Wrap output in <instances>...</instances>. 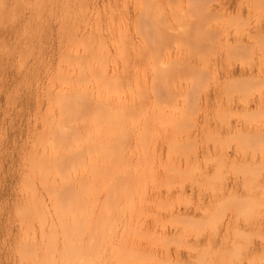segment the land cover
I'll return each instance as SVG.
<instances>
[{
    "label": "rangeland",
    "instance_id": "obj_1",
    "mask_svg": "<svg viewBox=\"0 0 264 264\" xmlns=\"http://www.w3.org/2000/svg\"><path fill=\"white\" fill-rule=\"evenodd\" d=\"M65 1H66V6L68 5L67 8L70 7V8H68L69 11L66 10L67 8L65 7ZM82 1H79V0H21V1L20 0H0V264H73V261L75 259H78V258H74V260H73V256H74V254H73V247L74 246L73 245L76 246L75 243L79 239H81V241L85 240V242L82 241L81 243L80 242L78 243L79 248L81 246L82 247L81 250L84 251V252L81 251L82 253L80 252L82 255L84 253V255H83L84 259H83V257L79 258V260L81 259L80 260L81 262L79 261L80 263H82V261L84 260L83 264H86V261H87V264H89V262H90V264H264V0H183V1L180 0L182 2V4H181L179 1L181 6L179 5V3L177 1L171 0L172 2L174 1L173 3L177 2V5H178L177 9H179L181 7L179 10L182 12L181 14H183V12L188 11L187 12V14L189 13L188 16L190 17V15H191V17H192V18L190 17L188 19V17H186L187 15L185 16L186 18L183 15V17H184V19H183V18H179L177 16L179 18V19L176 18L177 21H179L180 23L184 21V23H181V24H186L185 20L186 21L189 20V22H190L189 23L187 21L186 25H180L181 29L179 28L178 24H177L178 26L175 25L177 23V21L174 18L179 13H176L175 8H174V10L172 9V5H170L172 2L169 5H170V8L175 13L174 17L172 15L169 16L170 14H172V13H170L172 10L168 11L167 6H165L166 3H163L164 1H161V0L159 1V5L161 8V10L159 12L160 8L158 5L159 9L157 8V10L159 13L157 12L156 8H154L155 6L153 4H152V6H154V7L151 8V6H150V4L154 2V0L153 1L151 0L152 2H148L149 0H145V2L147 1L146 3L142 1L143 2L142 4H146L147 7H149L148 9L152 11V15H151V12L149 13L152 18L154 17L153 15H155L154 13H156V15H158L159 18L155 16L156 18H153V20L154 21L158 20L157 22L159 23V19H160L161 23L158 26V24H156L157 22L154 23V21L152 20L151 21L152 25H153V23L155 25V27H153V29L156 28L159 31L161 29L159 34L163 33V35L165 37L162 35L161 36L164 37V39H166V41L170 39L169 40L170 42L167 41L168 44L165 42L167 47L165 46V44H164V46L166 47V49L168 48V51H171V52H168V51L165 52L166 50L164 47L163 48L165 51L161 50V52H158L160 50V48L162 49V45H163V41H162L163 39L161 40V39H159V37L158 38L156 37V39H157L156 41L161 46L160 48H159V46L157 49L154 48V47H156V45H155V41H153V40L148 41V43H146V44L145 43L142 44L141 43L142 39L145 41L144 35L142 34V32L144 34L149 33V32H146L147 30L145 32L143 30H141L142 31L141 32L140 29L143 27L138 26L139 27V29H138L139 33L138 34H140V35H138L139 38L136 37L137 35L135 36V34L137 33V32H135V29H136V31H138L137 28H135V24H136L135 22H137L138 20L136 21V19L133 17L137 16V14L140 11L137 9L136 6H138V8H140L141 4L136 5L134 3V0H130L133 4L131 2H129L128 0H125L126 2L129 3V5L126 2L123 3L124 0L123 1L118 0V4H117V0H115L116 4H114L115 6H113V7H115V8H113L111 6L113 5L114 0H107L109 3L106 0H104V1L103 0H100V1L99 0H90V1L85 0V2L84 1L82 2ZM139 1L135 0L136 3H140ZM168 1H170V0H168ZM168 1H166V2H168ZM78 2H81L80 4H82V5H80V6H82V8L80 10L83 12L84 11L83 9H85L87 12L84 11L83 13H81V11H78V9H79V8L77 9ZM101 2L103 3V5L100 4ZM110 2H111V4H110ZM121 2L123 4H126L125 7L123 6V4ZM157 2L158 1L156 0L155 3L157 4ZM93 3H95V4H93ZM69 4H70V6H69ZM91 4H93L94 7ZM85 5H88V7H91V6L92 7L88 8ZM104 5L105 6L109 5V6L105 7ZM119 5L122 6L123 8L120 7ZM133 5H135V7H133ZM167 5H168V3H167ZM143 7H142V9H143ZM147 7H146V9H147ZM94 8L96 11L93 10ZM100 8H103V9H100ZM109 8L113 10V12H111V13H113V15L109 13L111 11V10L109 11ZM125 8H128V9H126V10H128L127 11L128 13L126 12ZM165 8H167V9L165 10ZM208 8H209V10H208ZM73 9H74V11H73ZM91 9H92V11H91ZM104 9H106L105 10L106 13L108 12L109 15H112V16L110 17L109 15H106ZM114 9H117L116 11L119 10L118 13L119 14L124 13V15H121V17L118 16L119 14ZM135 9H137V10H135ZM162 9L164 10L163 12H161ZM88 10H90L91 13ZM97 10L99 11V13ZM100 10H101V12H100ZM121 10L123 12H121ZM76 11H77V13H76ZM141 11H143V10H141ZM144 11L147 13L146 14V17H147L148 12L146 10H144ZM71 12H73V13H71ZM74 12H75V14H74ZM102 12H103V14H102ZM164 12L166 14L169 12L170 14L168 13L169 15L168 14L166 15ZM125 13H127V14H125ZM135 13H137V14H135ZM143 13L144 12H142V14ZM174 13H173V15H174ZM95 14H97V17L99 16V18H100V20H98V22L96 20L99 18H96V16L94 18V16H92ZM200 14H201V16H200ZM81 15H82V17H80ZM138 15H141V13ZM123 16H124V18H123ZM108 17L110 19L109 22H108ZM113 17L116 19L119 17L120 21L118 19L117 20L114 19ZM160 17H162V19ZM180 17H182V15ZM72 18H75L74 19L75 21H73V23H72V20H73ZM78 18L80 19L79 21H78ZM82 18H83V20H82ZM138 18H139V16H138ZM200 18H201V20H200ZM111 19H114V20H111ZM124 19H127L130 21V22L129 21L126 22V24L129 26H126V24L123 25L124 22H121V21H123ZM180 19L181 20L183 19V21H180ZM93 20L96 21L98 24L95 22L97 24V25H95ZM133 20H134V22H133ZM139 20H140V18H139ZM145 20H148V19L146 18ZM162 20H165L164 24H166L167 26L169 25V29H168L169 31L167 30V28H165L166 31L169 32V34H167L165 31L163 32L164 28H163V30L161 28V26H163ZM170 20H172V21H170ZM174 20L176 23H174V25H173V23L171 24L170 22H174ZM80 21H82L83 24ZM89 21H90V23H88ZM112 21H113V23H111ZM115 21L117 22V24ZM124 21H126V20H124ZM107 22L110 24H108ZM138 22H140V21H138ZM142 22H143V20H142ZM142 22H141V25L143 24ZM65 23H67L66 26H64ZM99 23H100V25H99ZM106 23H107V26L110 27V29L108 27H105ZM120 23H122V24L120 25ZM148 23H149V21H148ZM199 23H200V25H199ZM68 24L71 26V29L74 26L77 27L76 26V24H77L79 27L77 29H80L81 31L79 30L77 32L75 27L73 28L75 31L74 30L72 31ZM89 24H91V26ZM104 24H105V26H104ZM92 25H93V27H92ZM122 25H123L124 29L127 28L128 30L127 31L124 30L122 28ZM143 25H145V24H143ZM152 25H150V27ZM156 25H157V27H156ZM172 25L175 27H173ZM68 26H69V28H68ZM95 26H96V28H94ZM97 26H99L100 28ZM103 26H104V28H103ZM111 26H113V27L111 28ZM115 26L118 28H116ZM131 26L134 27L135 33H133V34L131 33V32H133L132 31L133 28ZM146 26H147V24H146ZM183 26L184 27L188 26V29H186L187 27L184 28ZM66 27L68 28L70 35L67 32ZM82 27H84L86 30L85 29L82 30L83 29ZM119 27H120V30L123 29L125 32H128L130 34L128 36L131 38L130 42L133 41L132 43L129 44L128 43L129 39L127 38L128 40L125 41L126 43L122 42L124 45L125 44L130 45L128 47V50H124L125 52L128 51L130 53V50L134 49L133 51H131L130 55L127 52L128 55L130 56V58L128 57L129 59L126 56H124V54H126V53L122 52V54H121V56L123 55L124 57H126L129 60L128 61L124 58L125 61H128V63L126 62V65L129 64L127 66L124 64L125 61H123V64L125 66L122 63L119 64V62L123 58L119 59V58H121V56H119V58L117 57V49L120 47L119 49L121 50V43L120 42L122 40L121 38L123 37L121 34H123V33L125 34V32L122 30L120 31L121 34L120 33L118 34L117 30L119 29ZM145 27L143 29H146ZM150 27H147V28L150 29ZM164 27H165V25H164ZM172 27H173V29H172ZM194 27H196V29ZM93 28L96 30H99V29H101V30L98 32L95 30L96 31L95 32ZM102 28H103V31L104 30L106 31L105 34H104V32H102ZM106 28L108 29V31ZM113 28L114 29L116 28L117 30L116 29L113 30ZM87 29H90V30H87ZM156 29H154V30H156ZM184 29L187 30L186 33L184 32L185 35L187 34L186 36H184L183 32H181L182 30L184 31ZM151 30H152V28H151ZM151 30H149V31L153 32V30L152 31ZM90 31L94 34H92ZM111 31H113L112 35H114V36H111ZM114 31L115 32L117 31L116 33L118 35H120V37H121L120 41H118L119 39L118 40L116 39V38H119V36L117 37V34ZM65 32H67V34ZM72 32H74L76 34L75 35L76 37H78L80 35L78 37V40H79L78 43L80 46H82V44H80L81 43L80 39H82V37L86 36V34H85L86 32L89 35L87 34L88 36L85 37V39L83 38V40H84L83 42H85L87 44L88 40H86V38H89V36L91 38H93V37L95 38L93 40L94 43H92V45H91L92 46L91 48L93 50V52H90L91 55L88 54L89 52L86 53V51H88L86 48L85 49H83V48L87 47L88 44H89L88 45V47H89L90 42H92V40L90 39L89 40L90 42L88 41L89 43L87 45L84 43L86 46L83 44L84 47H82V48L79 45H78L79 47H77V42H75L76 44L74 42H72L74 40L77 41L76 40L77 38L71 34ZM79 32H81L82 34H80ZM156 32H158V31L157 30L154 31V33H156ZM176 32H178V34ZM199 32L203 35V37L199 34ZM83 33H84V35H83ZM98 33L101 36L100 38L98 37L99 36ZM165 33L167 34V36ZM109 34L111 37L109 36ZM141 34H142V36H141ZM71 35L74 37L72 40H71V38H72ZM106 35H108V36H106ZM125 35L127 36V34H125ZM156 35L158 36L157 33H156ZM169 35H171V36H169ZM195 35H197V36H195ZM198 35H200L201 37ZM68 36H70V37H68ZM147 36L149 38L151 36V34H150V36L147 34ZM152 36H154V34ZM132 37H133V39H132ZM167 37H168V39H167ZM172 37H174V38H172ZM198 37H200L201 39L200 38L198 39ZM66 38L67 39L69 38L70 40L65 41ZM140 38H141V42H140ZM154 38H152V39H154ZM109 39L113 40L115 42V44L113 43L114 45H112V42H113L112 41L111 42L112 46H111L110 45L111 40L109 42L107 41ZM124 39L122 41H124ZM134 39H136V40L134 41ZM173 39H177V40H175L176 46H174L173 45L174 43L172 44V42H171V41L174 42ZM159 40H160L162 45L160 44ZM101 41L104 45H106V48L105 47L102 48L103 50L101 49V43H100ZM146 41H147V38H146ZM67 42H69L70 44H68ZM116 42H118V43H116ZM134 42H139L142 44V46L139 43H137V46H136V43H134ZM71 43L73 45L74 44L76 45V46L75 45L74 46H75V50L76 49L78 50V51L76 50L77 55L81 54V55H83V58H84V56H87V59L86 58L85 59L88 62H85V63L88 64V69L86 68L87 66H85L86 64L83 65L80 63V61L82 62V56L81 55L77 56V55H72L73 53L71 54V51L73 52V50H74L73 49L74 46ZM196 43H197V45H196ZM199 43H201V44H199ZM95 44L99 48V50L96 49L98 53L94 52L95 51V49H94ZM116 44H119V45H116ZM178 44H180V45L178 46ZM202 44H203V47H202ZM68 45L69 46L71 45L70 47L72 48V49L69 48L70 49L69 50L70 55H72L74 57L77 56V57L81 58L80 61H78L79 58H78V60H76V59L75 60L78 61L79 64L78 63L77 64L79 65V67H80V64H81V66L83 65V70H84L83 74L86 76H90V75L92 76V74L94 76V74H95L94 78L92 76V78L88 79L89 83H91V86L94 87V88H91V89H93V91L91 90L92 94L89 93L90 89L87 90V88H90V84L88 83L89 86L86 84L83 85L82 82L83 81L86 82L84 79L82 80V82H80L81 84L78 83L79 85H77V86L82 88L86 85V91L84 94H86L88 92L89 94H86V95H91L90 97L92 99H94L95 94L97 92H99V95H98V93L96 94V95H98L97 96L98 98L96 100L97 103L99 101L98 99H100V98H102V101L100 99L101 104L103 102H105V100H106L105 94L106 93H105V89L104 90H102V89L106 88V86H105V84L102 83V86L104 85L105 87L102 88V86H101L100 88H98L97 86H100V84H98L96 86V82L92 83V82H94V79H96V78L98 79V80L96 79V81H98L97 83H101L100 79L102 76L105 75L104 78H105V81H107L109 79L111 80L112 76L114 78V75L115 76L117 75L118 77H116V78L118 80L120 79L121 83H123V85H122L123 87L120 85L119 86L124 89L126 83L129 86L131 85V87H133L134 90L130 87V89H131L130 93H133L132 92V90H133L134 95H136L137 91H138L134 87V85L136 84L135 83V77L137 78L138 83H139V90L141 89V87L143 88L142 90H144V86H145L144 84L147 83L145 86V89H147L146 90L147 94L146 95L143 94V97L145 96L147 98V100L143 99L142 101H139L142 104L141 103L137 104L138 102H136V100H137L136 97H139V96H132V94L128 93L129 87H128V91H127L126 87H125V90H123L124 92L126 91L125 94L123 93L124 96L126 95L125 97L121 93L122 91L121 92L119 91L120 93L119 92L116 93V95L120 94L119 95L120 98H119V96H117L118 98H116L115 94H114L115 96H113V98H112L111 94H109L110 100H111V98L115 99L116 102L114 100H113V102L117 103V101H118L120 104L114 103L115 105H113V103L111 102L112 100L111 101L107 100L105 102V104L103 103L104 106H106L108 104L107 107H104L103 105L101 107V105L99 103H98L99 106H97L96 101L92 100L91 98H90V101L91 100L92 101L90 102V104L88 102L86 103V105H87V106L85 105L86 109L87 110L89 109L88 110L89 112L92 111L93 112V113L91 112L92 115L94 113H96V110H97L98 119H99V115H100L99 113H101V114L106 113L107 114L106 116L109 117V114H111L112 115V116L110 115L111 118L114 117L113 119H116L115 117H117V118H119V120L117 119V124H116V120H114L115 123L112 124L111 121L113 119L111 120V118H110V120H111L110 121L104 115L105 118L108 120V122L103 120L104 122L101 123L100 122L101 120L99 119L100 120L99 122L102 124V126H100V127H102V131L100 132L101 133V135H100L99 132L95 131L96 126L93 127V125H92V122L94 123V120H96L95 117L97 118V114H95L96 116L94 118L90 116L91 118H93V121H92V120H88V118H90V117H88L89 116L88 114H90V113H84V114L88 115V116H86L82 112V114L84 116H83V118L80 117V120L83 119V120H81L82 122H84L85 120L88 121L87 123L85 121V123H83V124L85 126L87 124L88 125L87 127L89 129L91 128L90 130L86 129L88 132L91 133V136H90V133H88V132L86 134H87V137L89 134L90 139H89V137L85 138L82 135H80V136H82L81 138L86 139L87 145H88L87 150L91 149L92 152L95 150L96 151L94 152L95 154H93L94 156L92 154H90L91 151H89V154L91 155V157H89V155H87L88 152L86 153V148L84 145L85 143L84 144L80 143L81 141L85 142V139L80 138L81 139L79 142L80 145H82V144L84 145V148H82V152H81L82 154L84 152V154H83V156H81L82 154L80 152H77L79 144H77V147H76L75 144L77 142L73 144L72 139H74V137L73 138L71 137V142L69 143V146H71L70 151L72 152V150L76 149L77 151H75V152H77V154H81L80 160H79V158H78V160L80 162H82L83 160L84 161H83V164H81V163H80L81 165L79 164V166H78L79 168H78L77 166H75V165H77V163L75 161L77 159H75L73 161L71 159H74V157H72L71 159L70 158L66 159V161L71 160L70 162H72V163L75 161L76 164L74 163V166L71 168H73V169L75 168V170H77L75 173L76 175H74V176L72 175L73 174L72 169L68 172L67 175H69L71 178H73V177L75 178V177H78L79 173H80V178H82V180H85V181H83L85 184H86V180H87V182H89L91 180L92 183H90V185H89V183H88V185H85V184L82 185L83 183L82 184L79 183L78 186L81 185V187H79V188H81L80 192L83 191L82 187L85 188V186H86V189L87 190L89 189L86 192H89L91 189V191H92L91 194H93V195L91 197V195L89 194V197L87 198L88 193H86V192H83L84 194L81 193L82 197L80 196V198H82V199L84 198V200H86V198H87V200L90 201L87 203L84 202L85 204H88V205H85V207H82V206H84V203L82 202L83 200H81V201L78 200L79 197L76 195V197H78V199H76L78 201V203L77 202L76 203L78 205H80V203L81 204L83 203V205H81L82 211H79L80 209L78 211L83 213L82 214L83 217H84V214H86V216H85V218H83L82 216L78 215L80 213H77L75 211V207L77 208L78 205L74 202L75 201L74 200L72 203L73 204L75 203L76 205L74 206L71 203V206H73V210L75 211L73 219H71L72 217L70 218L71 211L73 212V210H71L72 208L69 209L70 205L68 206L67 202L70 200L69 199V196H71L70 191L72 190V193H73L74 189L72 188L70 190L71 184H69V187L67 186L68 188L65 186L70 191L69 190L67 191V189H65V191H63L64 186L62 188L63 190L60 188V185H63V183L66 184L65 181H67L70 178V177L68 179L65 178V180L60 178V177H63L62 171L64 170L63 168L65 167L64 163H66V161L64 162L63 160L66 158L67 155L64 158H61V159H63L62 161L64 162V163H62V161H61L62 165L57 164L61 159H59V161L57 160V163L54 161H50L51 155L54 157L53 151L56 152L57 154L59 153V155H60V152H61L60 148H63V147H58L57 142L58 143L60 142L59 138L64 139L67 142H69L70 141L69 135H71V134L69 133L67 136L66 135L68 133L67 130L71 131L74 134V132L71 129L67 128L68 125H65L66 122L64 124V120H63V125L66 126L67 130L66 129H65L66 131L63 130L62 126H61L62 128H60V127L59 128L61 129V132L65 131L64 133H66V132L67 133L62 134L59 131L57 134L58 129L55 127V124H56L55 121H57V120L60 121V119H61V118H59L60 116L58 117V115H57V113H58L57 107L59 105L57 106V104H55V103H57V101L55 99H54L55 100L54 104L57 107L55 106V108H54V105L53 104L51 105V103H53V97H51V96H54L57 94L60 98H62V96H64V98H65L64 94H67L69 91H71L70 90L71 85H72V89H73L74 87H76L75 84H77L76 82H74V80L76 81L78 76L74 75L73 73H75V74L77 73L75 71H76V68L78 66H76V64H74V62L71 63V60H70V62H68V63L73 64L76 67L72 66L73 73L70 72L71 71V69H70L71 65L68 66L67 70H65L66 69L65 64H67L66 58L70 57V59H72V57L70 55H68L69 53H66L65 58L63 57V56H65V55H63V53H65V51L68 49V48L66 49V46H68ZM131 45H133L135 47L131 48ZM168 45H171V47H168ZM146 46H148L147 48H150L151 51H153L152 49L154 48L155 53L157 51V55H158V53H159V55H161V53L162 54L164 53V55L161 56L162 59H160V56H158L159 57L158 58L155 55V53L153 52L155 57H157L154 59L162 61V62L159 61L160 64H159V62L156 61L158 63V66L159 65L164 66V64H165L164 68H167V69H164V70L155 69L154 67H157V66H154V65H153V68L151 66L147 67V65L153 64L152 63L153 61L152 60L149 61V59H148V58L151 59V57L153 59L154 56L151 54H150L151 57L149 56L148 58H145L143 56L144 62L145 61L148 62V63L146 62L147 63L146 66L144 65L146 63H143L141 61L142 58H141V60L139 59L140 61L138 60V57H139L138 53L139 52L143 53V52H141L140 49H142V47H144L143 49L146 50ZM180 46H181V48H180ZM185 46H187V47H185ZM197 46L200 47L199 48L200 51L196 50V49H198ZM123 47H125V46H123ZM136 47H138V49L140 50L139 52L136 49ZM195 47H196V49H195ZM125 48H127V47H125ZM100 49L102 51H100ZM105 49H107L109 51V55L108 54H107L108 56L106 55L108 59H106V57H102V56H105L104 54L107 53V50L105 51ZM109 49L111 50L112 53L110 52ZM123 49L124 48H122V50ZM187 49H189V50H187ZM82 50L83 51L86 50V51H84V53H86V54H84ZM120 50H118V51H120ZM113 51L115 54L113 53ZM134 51L138 52V53H136L137 54L136 57L134 56V55H136ZM151 51H148L147 53H149ZM197 51H199L200 54H198L199 52H197ZM103 52H104V54H103ZM93 53H96L95 55H97L98 57L95 56ZM168 53H170L169 57L165 58L168 56V55H166ZM194 53H195V55H194ZM113 54L115 56H112ZM175 54H176V56H178V58L175 56ZM186 54H188L189 56L191 55L193 58L189 57V60H190L189 61L186 58V57H188V56H186ZM67 55H68V57H67ZM92 55L95 58L97 57L96 61L94 60ZM144 55L145 56L147 55L146 51L144 52ZM91 57L94 60V63L96 62L95 65H94ZM101 57L103 58V62H102V59H99ZM115 57H117V58H115ZM140 57H142L141 54H140ZM172 57H174V58L176 57V60ZM131 58H134L133 61L134 60L135 61L133 62ZM179 58H182L181 59L182 63H181V60H179ZM183 58L185 60H187L190 64L187 61H185ZM60 59H63L64 62L66 61L65 64L63 63V60H61V62L63 63V65H62V63L60 62ZM112 59H113V61L116 59L115 60L116 62L111 61ZM166 59L170 60V61L167 60L169 63H167ZM98 60L100 61V65L102 64L105 73H104V71H102V67H99ZM164 60L166 61V63ZM192 60H193V63H192ZM117 61H119V62L117 63ZM131 61H132L133 65H132ZM163 61H164V63H163ZM83 62H84V59H83ZM90 62L93 65H91ZM106 62H107L108 67L106 65ZM111 62L116 65V67L114 66V68H116V69H113L114 64H112ZM141 62L144 65V68L142 69V70H144V72L142 70H140V68H142L143 66L139 67V66H141V64H140ZM60 63H61V65H60ZM103 63H104V65H103ZM130 63H131V65H130ZM161 63H163V64H161ZM96 64H98V66ZM171 64H173L174 66H172ZM182 64H183V66L184 65L185 66L183 67ZM90 65H91V67L93 66V68H94V66H96V67H98V69H96V67L93 69L90 67ZM119 65L120 66L123 65L122 66L123 71L120 70L121 68ZM134 65H135V67H134ZM167 65L168 66L170 65V66L166 67ZM190 65L191 66L193 65V67H191ZM62 66H63V69H62ZM118 66H119V68H118ZM130 66L132 69L134 68V72H133L134 77H133V73H132L133 70L132 69H131L132 71L131 72L129 71L128 73H131L130 77H132L134 79H131L130 77H128L131 80H127L126 78H124V74H121V73L122 72L126 73L127 71L124 72L126 70V68H124V67H127L128 69H130L129 68ZM163 66H162V68H163ZM138 67H139V69H138ZM145 67H147V69ZM180 67L181 68L183 67V69H182L183 71L185 68V72L180 70L181 69ZM188 67H189V69H188ZM81 68L82 67H80V69ZM84 68H86V70L91 71V74L88 75L89 73L87 74V71H85ZM57 69L58 70L60 69L59 74L61 75V73H62L61 76H63V73H64L63 70L67 71L66 76H63L66 78L68 77L69 73H71V76L69 75L70 76L69 80H68V78L63 80L64 79L63 77L59 78V79H62L64 81L63 85L61 86V89H60V91L62 90V88H64V90L66 89V91H64L65 93L62 91V93H64V94H62L59 91V89L57 88V86L59 87L60 85H58L57 83L55 84V82H57L56 77L58 75L57 76H54V75L57 74L56 73ZM68 69H69V71H68ZM110 69L111 70L113 69V70L111 71ZM148 69H149V71H148ZM191 69H193V70L190 71ZM194 69L196 71H194ZM168 70L170 71V73L168 72ZM188 70L191 72V74H188V73H190ZM92 71H96V72L93 73ZM97 71H99V73ZM100 71L102 72L101 75H100V73H101ZM114 71H116V72H114ZM136 71H138V72H136ZM140 71H142L143 73L141 74ZM151 71H153V73ZM164 71L166 73H168L169 76L170 75L175 76V78L174 77H172V79L170 78V81L175 79L174 81L176 82V87H175V84H171V83L167 82L169 80L167 78L168 75L166 77V75H165L166 73ZM85 72H86V74H85ZM112 72H113V74H111V76H109L110 73H112ZM135 72H136V75L138 77L135 76ZM147 72H149V73L146 74ZM154 72L159 75L157 78H155L158 80V83L156 82L157 85L158 84L160 85L161 83H159V82H162L163 80L165 82L166 87H164L165 86L164 83H163L164 86L163 85H160V86H162V88H161L162 90L166 89L167 92L163 91L162 93L166 92L164 94L168 95L169 94L168 92L171 91V95L169 94L170 98L169 99L167 98L168 100L164 99L167 96H165L161 93H160V96H159V94L157 95L158 97L155 96V94H157L160 91L159 90L160 86L158 87L156 85L159 88L158 89L159 91H156L157 89L150 86L151 82L150 83L148 82L152 78L151 75L152 74L154 75ZM176 72H178V73L180 72L179 76H177L178 73H176ZM103 73H104V75H103ZM192 73H193V75H192ZM72 74L74 75V79H72L73 81L71 80V78H73ZM119 74L122 75L121 76L122 78L120 77ZM139 74H141V75H139ZM143 74L146 75V77H143L144 76ZM149 74H151V75H149ZM157 74H155V75H157ZM180 74H182V75H180ZM184 74H185V76H184ZM64 75H65V73H64ZM79 75H82V74H79ZM96 75H98V77ZM106 76L109 77V78L107 77L108 78L107 80H106ZM125 76L126 77L129 76V74L128 75L126 74ZM176 76H177V78H176ZM140 77H142V79ZM179 77L181 78L180 80H179ZM104 78H102V79H104ZM143 78L146 80L144 81ZM147 78L148 79L150 78V79L148 80ZM189 78H190V80H189ZM182 79L184 82H182ZM184 79H186V80H184ZM70 80L73 82V84ZM78 80H80V79L78 78ZM86 80H87V77H86ZM140 80L141 81L143 80V82H141ZM157 80H155V81H157ZM58 81H60V80H58ZM65 81H66V83H65ZM174 81H172V82L174 83ZM61 82L62 81H60L59 84ZM69 82H71V85ZM131 82H132V84H131ZM117 83H120V81L116 82V84ZM109 84L110 83H108V85ZM111 84H112V82H111ZM141 84L143 86H141ZM167 84L170 85V88H169V85H167ZM64 85H67V86L65 87ZM136 85H138V84H136ZM171 85L172 86L174 85L173 90H172ZM148 86L152 90L155 89L154 91H156V92H155V94H153V96L151 95L153 92L152 90H151L152 92H148ZM95 87H97V89ZM78 88L76 90L75 89L74 90L78 91L80 93L81 90H78ZM55 89L56 90L58 89L57 91L59 93H61L62 96H60ZM94 89H96V90H94ZM110 89H111V87H110ZM110 89H109V91H110ZM82 90H85V87L82 88ZM142 90H140V92H142ZM106 91H107V89H106ZM112 91H114V90H112ZM146 91L144 93H146ZM149 91H150V89H149ZM174 91H176L175 92L176 95L175 94L174 95L177 96L175 98L173 97ZM83 92L84 91H82L80 93V94H82L80 96L81 98L84 95ZM101 92L104 94H102ZM69 93H71V92H69ZM100 93L102 94V96ZM127 93L130 94L131 96H129ZM142 93H140V94H142ZM73 94H75V93H73ZM78 94L77 93L75 94V96H76L75 98H77ZM67 95H69V94H67ZM109 95H108V97H109ZM71 96L69 95L68 97L71 98ZM128 96H129V98H128ZM154 96L157 99L156 98L153 99L152 97H154ZM68 97L66 96V100L68 99ZM72 97H74V96H72ZM84 97H86V96H84ZM84 97H83V99H85ZM103 97L105 100L103 99ZM161 97H163V98H161ZM86 98H87L86 101H89L88 100L89 97H86ZM148 98L150 100H148ZM172 98H174L176 100H174ZM49 99H51L52 101H50ZM116 99H118V100H116ZM126 99H127V103H129L131 100H133L137 106L138 105L139 106L142 105V106L137 107V106H135V103L133 105V103H131V102H130V105L129 104L127 105L125 102ZM68 100H70V99H68ZM74 100L72 99V103ZM123 100H124V102H123ZM165 100H166V102H165ZM80 101H82V100H80ZM80 101H78V102H80ZM156 101H158V102L163 101V102L162 103L159 102L157 104ZM84 102L82 101V103H84ZM110 102L116 108L115 111H114V107L112 108L113 109L112 113H111V107L112 106L110 105ZM144 102H145V104H144ZM48 103H50V105ZM70 103L68 102V105ZM82 103H81V105H83ZM121 103L122 104L124 103V106H122ZM118 104L121 105V106H119V109H117V107H116V105H118ZM125 104H126V107L128 106L126 109H125ZM63 105L67 106V103L66 104L63 103ZM131 105L134 106L135 110L133 109V111H136L138 108V110L136 111L137 113L136 112L134 113L131 111L132 110L131 108H133V107H131ZM163 105L165 106V108L163 107ZM169 105H171V106H169ZM147 106H148V108H147ZM47 107H48V109H47ZM49 107L52 108L53 111L49 110L50 109ZM69 107H70V105H69ZM72 107L73 106L71 104L70 109ZM75 107H76V109H79L82 106L79 107V105H78V108H77V106H75ZM83 107H82V110L85 109ZM99 107H101V109ZM171 107H172V109H170ZM96 108H99L100 110H102V112ZM102 108H104V109L106 108L105 111ZM120 108L122 110H120ZM173 108L176 110V112ZM61 109H62V107H61ZM64 109L65 108H63L62 110H64ZM70 109H69V113H70ZM107 109H109L108 112H106ZM128 109L129 110L131 109L130 110L131 113L128 112L129 114H127ZM48 110L51 111L50 114H48V112H49ZM79 110H80V112L82 111L81 109H79ZM87 110H85V111H87ZM94 110H95V112H94ZM123 110L125 112H123V114L122 113L120 114L119 111H123ZM142 110H144V111H142ZM157 110L159 113H160V111L161 112L163 111L160 114L164 113L162 115V117H164V116L165 117L164 118L159 117V115H158L159 113L157 112ZM78 111L76 112L77 114L79 113ZM116 111H118V112H116ZM139 111L142 113H140ZM149 111H150V113H149ZM171 111H172L173 115H170ZM60 112L58 114H60ZM71 112H74V110ZM169 112H170V114H169ZM113 113L117 116L113 115ZM167 113L169 114V117H167L168 116ZM46 114H47V116H46ZM63 114L65 116L69 115V114H65V113H63ZM75 114H73V115H75ZM52 115H53V117L51 118ZM73 115H72V117H73ZM80 115H81V113H80ZM152 115L153 116L156 115V116L153 117ZM77 116L75 115L76 119H77ZM125 116L128 118L126 119ZM174 116H176V117H174ZM56 117L59 119H56ZM68 117L71 120V115H69ZM75 117H73V120H75V122H72V120H71L70 124L68 121H67L68 122L67 124H69V126L71 125V127L73 128L74 124L77 123V124H79V126H77V124L75 126L78 129L83 124L81 122L79 123L76 119H74ZM86 117H88V118H86ZM166 117L169 119H170V117H172L171 119L174 118L173 120L176 119V121L178 123H175L176 121L174 122V124H175L174 128H172L174 125L171 122L172 120L170 119L171 120L170 121L168 119H165ZM49 118H51V119H49ZM78 118H79V116H78ZM101 118H102V116H101ZM138 118H140V119H138ZM153 118H155L156 120L155 119L153 120ZM122 119H123V122L125 121L124 123L122 121L120 122V120H122ZM143 119H144V122H143ZM47 120H49V121L51 120V122L49 123V126H48ZM126 120H128V121L126 122ZM167 120H168V122H167ZM90 121H92V122H90ZM169 121L171 122V124ZM61 122H62V120H61ZM118 122H119V124H118ZM108 123H111V125L114 126L113 130L110 127L111 128L110 131H114L113 135H114V137L116 136V139L114 138L113 141L110 140L111 143L113 142L114 144L113 143L111 144L110 141H108L106 139L107 142H105V143H107V145H108V146H106V145H103L104 141H106L105 138H107L108 136H111L113 138L112 134H110L109 127L107 125ZM158 123H159V126L163 127V128L159 129L160 127L158 126ZM248 123H249V125H248ZM59 124H60V122H59ZM96 124H97V122H96ZM101 124H99V125H101ZM115 124L117 127L115 126ZM120 124H121V127H120ZM124 124L126 126H123ZM131 124H132V126H131ZM52 125L55 127L56 130L53 129L54 127ZM170 125H171V127H170ZM56 126H58V125L56 124ZM152 126H154L153 127L154 130L152 129ZM46 127H47V129H46ZM76 127H75V129H76ZM124 127H126L127 129ZM135 127H136V129H135ZM117 128H118V130H117ZM176 128H178V129H176ZM180 128L182 129L181 131H183L182 134L180 132ZM92 129H93V132H92ZM98 129H99V127H98ZM121 129H122V134H124V132L126 131L124 135L119 134L121 132ZM128 129H129V131H128ZM163 129H165L164 130L165 132H163ZM171 129H172V131H171ZM50 130H55L56 132L52 131L53 133L55 132L54 134H52V132ZM78 130H80L78 134L82 133V129L79 128ZM78 130H76V131H78ZM103 131H105V132H103ZM178 131L180 134L178 133ZM129 132H130V134H129ZM155 132L157 133V135ZM172 132H174L173 135H172ZM45 133H47V134L45 135ZM102 133L106 134V135H104V137H105L104 141H103V139H101L102 141L100 140L101 141L100 142L99 139L103 136ZM43 134H44V136H43ZM86 134H85V136H86ZM92 134H93V136H92ZM96 134L99 137V139L95 138V137H97ZM163 134H164V136H163ZM117 135H122V136H117ZM125 135H126V137H125ZM158 135L160 136L159 139H158V137H159ZM45 136H46V139H45ZM76 136H77V134H76ZM79 137H77V139ZM128 137H130L131 140ZM124 138H125V143L123 141H120V140H123ZM169 138L172 141V143L169 140ZM191 138H192V140H191ZM43 139H44V141H42ZM51 139H53V140H51ZM95 139H98L97 143L95 142V141H97ZM185 139H187V140H185ZM46 140L48 142H50V140H51L52 145L50 143H48ZM162 140H163V142H162ZM179 140H181V141H179ZM141 141H143V142H141ZM169 141H170V143H169ZM44 142H45V144H44ZM61 142H63V141L61 140ZM61 142L59 144H63ZM67 142L64 143L65 146H66ZM94 142L97 145H95ZM108 142L110 143V145ZM126 142H127V144H126ZM64 144L62 146H64ZM117 144H120L117 146L118 148H116V146H115V148L112 147V145L114 146ZM67 145H68V143H67ZM126 145H128V146H126ZM167 145H169V146H167ZM94 146H96V148ZM98 146L100 148L104 146L105 150H107L106 149L107 147H108V149L110 147L109 150L112 153L111 156L109 155L110 152L107 153L108 150L106 151V153L104 152L105 155L103 152L100 153V148ZM122 146L125 148H123ZM166 146L169 147L168 149H171L170 151L174 155L169 152V150L167 149ZM174 146H175V149H174ZM50 147H51V149H50ZM79 147H81V146H79ZM97 147H98V149H97ZM104 147L102 149H104ZM65 148L68 149V146ZM73 148H75V149H73ZM94 148H95V150H94ZM111 149H113V151L115 149V151L113 152ZM116 149L117 150L119 149V151H121V152L123 151L122 152L123 154H121V152H119V151L117 153ZM61 150H63V149H61ZM68 150H65V151H68ZM105 150H103V151H105ZM97 151L101 155H98ZM48 152H49V154H48ZM64 152L62 151V154H63V155L61 154L62 157L64 156ZM71 152H69V153L71 154ZM174 152H176V153H174ZM115 153H116V156H117V154H119L118 157H116V156L114 157ZM167 153H169V156H167L168 155ZM46 155H47V157H46ZM75 155H76V153L74 154V156ZM48 156H49V158H48ZM70 156H68V157H70ZM107 156H109V157H107ZM124 157L126 159H123ZM131 157H133V158H131ZM47 158H48V160H46ZM57 158H58V156L56 158H53V160L54 159L56 160ZM96 158H98V159H96ZM108 158H110V159H108ZM88 159L93 160L92 162H94V161L96 162L97 166H93L94 170L96 167L97 171L100 169V171L102 172V173L100 171L97 172L95 170L92 173V174L97 175V176H95V178H97L98 181L96 179H95L96 181L94 179H89L90 176L93 177L94 175H92L90 173L91 171H87L88 170L87 165L89 163H92L91 161L88 162ZM166 159H168V160H166ZM104 160H107V161L109 160L108 161L109 163H107V161H104ZM129 160H130V162H129ZM170 160H171V162H170ZM85 161H87V162L85 163ZM126 161L128 163L125 164ZM47 162H49V163H47ZM52 162L56 163V165H55L56 167H57V165H58V167L63 166L62 171H61V167H60V169L54 167V169H55L54 174H56L55 173L56 170H57V172L59 170L61 172H59V174L57 173V175H59V176L52 175V176H54L53 178H52V176H50L51 173H53V171H52L53 168L52 169L50 168L51 173L49 171V168H47V166L48 167L52 166V164H53ZM105 163H106V166H104ZM68 164H69V162H68ZM107 164L109 165L108 167H107ZM71 165H73V164H71ZM84 165H86V166H84ZM92 165H90V166H92ZM126 165H128V167ZM69 166H70V164L68 165V167L66 169H69ZM81 166H84V168L82 169ZM113 166H115V167H113ZM171 166L173 168H171ZM103 167H104L105 171H104ZM118 167L122 168V170L120 171V168H118ZM111 168H112V170H111ZM124 168H127L128 171H126ZM106 169L108 170V172L106 171ZM117 169L119 170V174H118ZM123 169L126 172H124ZM78 170L82 171V173L80 171L78 172ZM85 170H86V172H85ZM103 171L105 172V177H104ZM113 171H115V172H113ZM171 171H172V173H171ZM134 172H135V175H134ZM87 173H89V175ZM98 173H100V174H98ZM127 173H129V174H127ZM63 174H64V176H66L65 173H63ZM107 174H108V176H106ZM150 174H151V176H150ZM152 174H153V177H152ZM172 174H173L174 178H173ZM86 175L88 177H86ZM135 176L136 177L138 176V177L135 178ZM166 176L168 178H166ZM171 176H172V178H171ZM57 177L60 178L61 182L63 180L62 184H60L61 183L60 181L58 182ZM106 177H107V179H106ZM150 177H151V179H154V180L148 179ZM126 178H128V179H126ZM129 178H130V180H129ZM140 178H141V180H140ZM51 179H53V180H51ZM77 179H79V177L74 179L76 181V182L74 181L75 184L78 182ZM105 179H106V182L104 181ZM160 179L163 181V183H162V181L161 182L159 181ZM166 179H167V181H166ZM44 180L46 181V184L45 183L43 184ZM124 180H125V182H124ZM133 180H134V183H133ZM168 180H170L169 183L172 185V186L171 185L169 186V187H171V188H169V190H168V186H165L166 183H167L166 185H169ZM50 181L51 182L55 181L56 182V183L54 182L55 187L57 184V187L59 186L61 191L66 193L65 194L63 192H60V193H63V195H62L63 199L59 198L60 200H63V201H61V204L64 202H65V204L64 205L58 204L59 209H57V212H59V218H60L58 220H60L62 222V224L63 223L65 224L64 219H66L67 225L69 226V224H71L70 219L75 220L74 219V217L76 216L75 214H77L76 219L78 218V216L83 218V221H81V222H83V224L81 225L82 227L78 226L81 223L80 224L77 223L78 224L77 226H78V228L81 227L83 230H85V231H80V232H84V234L81 233V235H83V236H81V238H79L80 236L79 237L75 236L77 234L75 232L76 234L73 235V236H75L73 238L77 239V240L74 242L71 240V239H73V238H71L72 234H73V232L71 230L74 231V228H76V226L74 228L71 227V229H68L66 227V230L68 229V232H67V231L63 230V226L61 224L60 225L62 226V228H60L61 230H59L58 226H56L57 223H55V221H53V220H55L56 215H57L56 214L57 212L55 211L56 208H54L56 215L54 216V213L52 214V211H53L52 210V208H53L52 204H54L53 203L54 197H55L56 201H58L59 199H57V198L59 196L61 197V195L58 196L57 193H58V190H60V189L57 187L55 188L53 183H52L53 184L52 187L55 188V191L58 189L56 191L57 192L56 195L58 197L56 198L54 193L51 192V191L54 192V189L52 187H50L51 184L49 186ZM68 181H67V183L70 182V181L69 182ZM107 181H109V182H107ZM79 182H81V181H79ZM93 182L95 185L94 188H96L97 191L96 190L93 191L94 188L92 189V188L87 187V186H93ZM101 182H103V184H105V185H102ZM144 182H146V183H144ZM159 182L161 183V185ZM71 183H72V181H71ZM99 183L101 184L100 187H99ZM73 184H72V186H73ZM75 184H74V188H76ZM113 184H114V186L111 187ZM119 184H120V186H119ZM43 185H44V187H43ZM107 185H110V186H107ZM123 185H125V188L123 187ZM132 185H134V186H132ZM103 186L104 187L106 186V187L104 188ZM42 187L45 189H43ZM114 187H115V189L113 190ZM121 187H123V188H121ZM49 188H50V190H48ZM108 188L109 189L112 188V189L109 190ZM128 188H129V191H127ZM86 189H84V191ZM123 189L125 192L120 193V191H123ZM99 190H100V192H98ZM144 190L146 191V193ZM77 191H79V190H77ZM67 192L70 194L69 196H67L68 200H66ZM50 193H52L53 196ZM110 193H111V195H109ZM124 193H126V194H124ZM63 196H65V197H63ZM73 197H75V196H73ZM106 197H107V199H106ZM70 198L72 200V197H70ZM73 199H75V198H73ZM92 199H94L93 203H91ZM108 200H109V202H108ZM103 201H104V203H103ZM89 203L92 206L91 208H90ZM102 203H103V206H101ZM56 204H57V202H55V205ZM87 207L89 210H87ZM92 209H94V210L92 211ZM83 210H85L86 212L88 211L87 212L88 214L86 212L84 213ZM91 213L93 216L91 215ZM72 215L73 214H71V216ZM88 215L90 217L92 216L91 218H89V221L94 223L93 225H92V223L90 224V222H88L90 225H88L86 223V221H87L86 217L88 218L89 217ZM80 219H78V220H80ZM94 219L97 221H95ZM50 221H53L52 223H54V224H52ZM59 222H58V225H59ZM75 222H73V223H75ZM95 222H97V224ZM84 225H86V226L84 227ZM87 226H88V228H87ZM90 226H92V227H90ZM64 227H65V225H64ZM95 227H97V228H95ZM86 228H87L88 232H89V230H91L93 232L92 233L90 231V234L92 233L94 235V231H96L95 232L96 234L94 236L91 234V236H92L91 237L89 235V233L86 231ZM93 228H95V229H93ZM52 229H56L57 239L56 238L54 239L52 236L51 237L52 239L50 238L52 241H50L49 237L51 236L50 232ZM57 230H58V232H57ZM77 232H78V230H77ZM86 234L88 236H90V238H86L87 237ZM86 239H87V241H86ZM89 239H93V241H91ZM90 242H92V243H90ZM86 243L88 246H86ZM78 244H77V246H78ZM89 245L91 248H89V250H88ZM79 248H77V249L79 250ZM75 249H76V247H75ZM84 249H86V250H84ZM85 252L88 254H86ZM85 255H87V258ZM76 257H78L77 254H76ZM77 261L78 260L74 261V264ZM76 264H78V263H76Z\"/></svg>",
    "mask_w": 264,
    "mask_h": 264
},
{
    "label": "bare ground",
    "instance_id": "obj_2",
    "mask_svg": "<svg viewBox=\"0 0 264 264\" xmlns=\"http://www.w3.org/2000/svg\"><path fill=\"white\" fill-rule=\"evenodd\" d=\"M20 1H21V0H20ZM79 1H82V0H79ZM83 1L85 2V0H83ZM83 1H82V2H83ZM89 1H90V0H89ZM99 1H100V0H99ZM103 1H104V0H103ZM106 1H107V0H106ZM122 1H123V0H122ZM128 1L131 2L130 0H128ZM138 1H139V0H138ZM142 1L145 2V0H140V1H139L140 3H136L135 0H134V3H135L136 5H140V4H141V5H140V6H141L140 8H138V6H136L137 9L140 10L139 13H138L137 11H136V12H137L138 14L141 13V15H142V16H141V15H138L137 13H135V14H137V16H135V17H133V18H135L136 21H137V20L140 21V22H138V21L135 22V23L137 24V25L135 24V28H137V30H138L139 27H143V28H144V27L146 26V24H147V26L145 27L146 29L141 28L140 31L143 30V31L145 32V31L147 30L146 32H149V33L151 34V36H150L149 33H147V34L150 36V37L148 38L147 34H146V33L144 34V33L141 31L142 34L144 35V39H145V41L142 39V42H141V38H140V42H141L142 44H143V43L146 44V43H148V41L153 40V41H155V45H156V47H154V48L157 49L158 46H159V48L161 47V46L159 45V43L156 41V40H157L156 37H157V38L159 37V39H161V40L163 39V40H162V41H163V45L161 44V42H160V40H159L160 44L162 45V49L160 48V50H159L158 52H161V50H163V51L166 50L165 52H167V51H168V48L166 49V47H167L166 43L168 44V42H170V41H169L170 39L167 40V41H168V42H167L166 39H164L165 36L163 35V33L161 32L162 34H159L160 31H161V29H160V31H159L158 29L154 28V29H156V30L158 31V32H156V33L158 34V36L156 35V33H154V31H156V30L153 29V27H155L154 23L157 22L158 20L155 19L156 21H154L153 18L158 17V15H156V13H154L155 15H153L154 17L152 18V17H151V15H152V11L148 9L149 7H147L146 4H142V3H143ZM152 1H153V0H152ZM152 1L149 0L148 2H152ZM157 1H158L157 4L155 3L156 0H154V2L151 3V4L149 3L150 6H151V8L155 6L154 8H156V10H157L158 5H159V1H160V0H157ZM161 1H164L163 3H166L165 6H167L168 11H171L172 9L174 10V8H175L176 13H179V14H177L176 16H175V13L173 12V10L170 12V13H172V14H170V13L168 12V13L170 14V15H169V14L167 13L169 16H171V15H172L173 17L175 16V18H174L175 20H176V18H178V17L184 19V17H185L186 15H187L186 17H188V19L191 17V15H190V17L188 16V14H189V13L187 14L188 11H187V12H183V14H181L182 12L179 11L181 7H180L179 9H177V6H178V5H177V2L179 3L180 0H175V1H177V2H175V3H173L174 1L172 2L171 0H170V1L166 0V1H168V2H166L165 0H161ZM182 1H183V0H182ZM86 2H87V1H86ZM96 2H97V1H96ZM107 2H108V1H107ZM112 2H113V1H112ZM124 2H126V1L124 0L123 3H124ZM146 2H147V1H146ZM146 2H145V3H146ZM171 2H172L173 4H172ZM80 3H81V2H78V7H77V9L79 8L78 11H81L80 9L82 8V6H80V5H82V4H80ZM88 3H89V2H88ZM108 3H109V2H108ZM108 3H107V4H108ZM121 3H122V2H121ZM123 3H122V4H123ZM126 3H128V2H126ZM131 3H132V2H131ZM131 3H130V4H131ZM163 3H162V4H163ZM167 3H168V5H167ZM170 3H171V4H170ZM180 3L182 4L181 1H180ZM180 3H179V5L181 6ZM72 4H73V3H72ZM93 4H95V3H93ZM93 4H91V5L93 6ZM98 4H99V3H98ZM100 4L103 5L102 2H101ZM110 4H111V2H110ZM114 4H116V1H115V0H114L113 5H112V6L110 5V6L113 7V6H115ZM117 4H118V0H117ZM132 4H133V3H132ZM152 4H153L154 6H152ZM169 4L172 5V9L170 8V5H169ZM102 5H101V6H102ZM125 5H126V4H123L124 7H125ZM128 5H129V3H128ZM145 5H146V6H145ZM67 6H68V5H67ZM67 6H66V1H65V7L67 8ZM69 6H70V4H69ZM79 6H80V7H79ZM83 6H84V5H83ZM85 6L88 7V5H85ZM92 6H91V7H92ZM96 6H97V5H96ZM104 6H105V5H104ZM104 6H103V7H104ZM108 6H109V5H107V6H105V7H108ZM119 6H120V5H119ZM119 6H118V7H119ZM143 6H144V7H143ZM148 6H149V5H148ZM71 7H72V6H71ZM91 7H88V8H91ZM93 7H94V6H93ZM98 7H99V6H98ZM98 7H97V8H98ZM111 7H110V8H111ZM120 7H122V6H120ZM133 7H135V5H133ZM142 7H143V9H142ZM146 7H147V9H146ZM68 8H70V7H68ZM68 8H67L66 10L69 11ZM88 8H87V9H88ZM110 8H109V11H110V10H111V11H110L109 13L113 15V13H111V12H113V10L110 9ZM113 8H115V7H113ZM116 8H117V7H116ZM122 8H123V7H122ZM159 8H160V5H159ZM159 8H158V9H159ZM167 8H165V10H166ZM100 9H103V8H100ZM126 9H128V8H125V10H126ZM137 9H135V10H137ZM183 9H184V8H183ZM205 9H206V8H205ZM70 10H71V9H70ZM83 10L86 11L85 9H83ZM93 10H95V8H94ZM105 10H106V9H104V11H105ZM114 10L116 11L117 9H114ZM122 10H123V9H122ZM122 10H121V12H123ZM141 10H143V11H141ZM144 10H146V11L148 12V16H147V17H146V14H147V13H146ZM148 10H149V11H148ZM152 10H153V9H152ZM156 10H155V11H156ZM160 10H161V8L159 9V12H160ZM177 10H178L179 12H178ZM186 10H187V9H186ZM186 10H185V11H186ZM206 10H207V9H206ZM208 10H209V8H208ZM64 11H65V10H64ZM73 11H74V9H73ZM84 11H83V12H84ZM88 11L91 13L92 9H91V11H90V10H88ZM95 11H96V10H95ZM97 11H98V10H97ZM102 11H103V10H102ZM118 11H119V10H118ZM118 11H116V12L118 13ZM127 11H128V10H126V12H127ZM163 11H164V10L162 9L161 12H163ZM83 12L81 11V13H83ZM86 12H87V11H86ZM100 12H101V10H100ZM142 12H144L145 14H144V13L142 14ZM150 12H151V15L149 14ZM157 12H158V10H157ZM159 12H158V13H159ZM202 12H203V11H202ZM211 12H212V11H211ZM71 13H73V12H71ZM76 13H77V11H76ZM90 13H89V14H90ZM98 13H99V11H98ZM105 13H106V11H105ZM107 13H108V12H107ZM107 13H106V15H109V13H108V14H107ZM127 13H128V12H127ZM127 13H125V14H127ZM164 13H165V12H164ZM173 13H174V15H173ZM185 13H186V14H185ZM206 13H207V12H206ZM208 13H209V12H208ZM74 14H75V12H74ZM93 14H94V13H93ZM100 14H101V13H100ZM102 14H103V12H102ZM118 14H119V13H118ZM165 14H166V13H165ZM167 14H166V15H167ZM71 15H72V14H71ZM112 15H109V16L111 17ZM115 15H116V14H115ZM121 15H124V13H123V14H119L118 16L121 17ZM160 15H161V14H160ZM181 15H182V17H180ZM183 15H184V17H183ZM205 15H206V14H205ZM65 16H66V15H65ZM67 16H68V15H67ZM76 16H77V15H76ZM92 16H94V18H95V16H96V18H99V16L97 17V14L92 15ZM116 16H117V15H116ZM127 16H128V15H127ZM138 16H139L140 20H139ZM155 16H156V17H155ZM161 16H162V15H161ZM177 16H178V17H177ZM200 16H201V14H200ZM209 16H210V15H209ZM72 17H73V16H72ZM80 17H82V15H81ZM101 17H102V16H101ZM104 17H105V16H104ZM104 17H103V18H104ZM125 17H126V16H125ZM162 17H163V16H162ZM162 17H160V18L162 19ZM173 17H172V18H173ZM186 17H185V18H186ZM68 18H69V17H68ZM68 18H67V19H68ZM86 18H87V17H86ZM113 18H114V17H113ZM123 18H124V16H123ZM143 18H144V19H143ZM146 18H147L148 20H145ZM151 18H152V19H151ZM158 18H159V17H158ZM158 18H157V19H158ZM164 18H165V17H164ZM164 18H163V19H164ZM169 18H170V17H169ZM179 18H178V19H179ZM191 18H192V17H191ZM72 19H73V20H72V23H73V21H75V20H74L75 18H72ZM91 19H92V18H91ZM104 19H105V18H104ZM114 19H116V18H114ZM114 19H111V20H114ZM117 19L120 21V18H119V17H118ZM117 19H116V20H117ZM150 19H151V20H150ZM167 19H168V18H167ZM170 19H171V18H170ZM183 19H182V20L180 19V21H183ZM193 19H194V18H193ZM68 20H69V19H68ZM68 20H67V21H68ZM79 20H80V19L78 18V21H79ZM82 20H83V18H82ZM87 20H88V19H87ZM87 20H86V21H87ZM95 20H96V19H95ZM98 20H100V18L97 19L96 21L98 22ZM109 20H110V19H109V17H108V22H109ZM124 20H126V21H124ZM124 20L121 21V22H124L123 25H125L126 22L129 21V20H127V19H124ZM142 20H143V22H142ZM144 20H145V21H144ZM152 20L154 21L153 25H152V23H151ZM175 20H174V22H170V23H171V24L173 23V25H174V23H176ZM195 20H196V19H195ZM200 20H201V18H200ZM64 21H65V20H64ZM69 21H70V20H69ZM69 21H68V22H69ZM90 21H91V20H90ZM90 21H89L88 23H90ZM93 21H94V20H93ZM96 21H94V24H95V25L98 24ZM148 21H149V23H148ZM162 21H163V23H162L163 26H161V28H162V30H163V28H164L163 32L165 31L167 34H169V32H168V31H169V30H168V29H169V25L167 26L166 24H164L165 20H162ZM167 21H168V20H167ZM170 21H172V20H170ZM176 21H177V20H176ZM187 21L189 22V20H187ZM187 21L185 20V23H186V24H187ZM198 21H199V20H198ZM80 22H82V21H80ZM84 22H85V21H84ZM91 22H92V21H91ZM95 22H96L97 24H96ZM108 22H107V23H108ZM115 22H116V21H115ZM129 22H130V21H129ZM133 22H134V20H133ZM141 22H142L143 24H145V25H143V24L141 25ZM200 22H201V21H200ZM100 23H101V22H100ZM100 23H99V25H100ZM107 23H106V26H105V24H104L105 27H108V26H107ZM111 23H113V21H112ZM160 23H161V21H160V19H159V23L157 22L156 24H158V26H159ZM181 23H184V21L181 22ZM181 23H180L179 21H177V23H176L175 25L178 24V25H179V28H180V25H186V24H181ZM189 23H190V22H189ZM195 23H196V22H195ZM195 23H194V24H195ZM78 24H79V23H78ZM82 24H83V22H82ZM92 24H93V23H92ZM94 24H93V25H94ZM108 24H110V23H108ZM116 24H117V22H116ZM121 24H122V23H120V25H121ZM128 24H129V23H128ZM133 24H134V23H133ZM133 24H132V25H133ZM138 24H139V25H138ZM148 24H149V25H148ZM197 24H198V23H197ZM66 25H67V23L64 24V26H66ZM68 25H69V24H68ZM89 25L91 26V24H89ZM93 25H92V27H93ZM118 25H119V24H118ZM123 25H122V28H123ZM150 25H152V26L150 27ZM164 25H165V27H164ZM173 25H172V26H173ZM178 25H177V26H178ZM195 25H196V24H195ZM199 25H200V23H199ZM69 26H70V25H69ZM69 26H68V28H69ZM76 26H77V27H75V26H74V27L76 28V31L78 32L80 29H77V28H79L77 24H76ZM104 26H103V28H104ZM113 26H114V25H113ZM113 26H111V28H112ZM116 26H117V25H116ZM116 26H115V27H116ZM126 26H129V25L126 24ZM138 26H139V27H138ZM74 27H73V28H74ZM97 27H99V26H97ZM131 27L133 28V30H132L133 32H131V33L133 34V33L137 32V33L135 34V36L137 35L136 37L139 38V36H138V35H140V34H138V33H139V30L136 31V29H135V32H134V27H133V26H131ZM147 27H150V29L147 28ZM156 27H157V25H156ZM173 27H175V26H173ZM173 27H172V29H173ZM183 27H184V26H183ZM185 27H187L186 29H188V26H185ZM185 27H184V28H185ZM196 27H197V26H196ZM196 27H194V28L196 29ZM201 27H202V26H201ZM66 28H67V27H66ZM68 28H67V32L69 33ZM73 28L71 29V26H70V29H71L72 31L74 30ZM80 28H81V27H80ZM82 28H83L82 30L85 29L84 27H82ZM87 28H88V27H87ZM94 28H96V26H95ZM94 28H93V29H94ZM99 28H100V27H99ZM103 28H102V32H104V34H105L106 31H105V30L103 31ZM108 28L110 29V27H108ZM116 28H118V27H116ZM116 28H115V29H116ZM132 28H131V29H132ZM151 28H152L153 32H150V31H149V30H151ZM165 28H167L168 31H166ZM176 28H177V27H176ZM197 28H198V27H197ZM106 29H107V28H106ZM115 29L113 28V30H115ZM123 29H124V28H123ZM123 29H121V30H122V31H124V30L127 31V30H128L127 28L124 29V30H123ZM148 29H149V30H148ZM177 29H178V28H177ZM180 29H181V28H180ZM186 29H184V31L182 30L181 32H183V34H184V32L186 33V31H187ZM65 30H66V29H65ZM85 30H86V29H85ZM87 30H90V29H87ZM95 30H96V29H94V31H95ZM100 30H101V29L96 30V31L98 32V31H100ZM116 30H117V29H116ZM121 30H120V27H119V29L117 30V31H118V34H119V33L121 34V32H120ZM152 30H151V31H152ZM189 30H190V29H189ZM193 30H194V29H193ZM74 31H75V30H74ZM80 31H81V30H80ZM96 31H95V32H96ZM107 31H108V29H107ZM117 31H116V32H117ZM195 31H196V30H195ZM198 31H199V30H198ZM200 31H201V30H200ZM67 32H65V33L67 34ZM87 32H88V31H87ZM87 32L85 33V34H86L85 37H87V36L89 35V34H88L89 32H88V33H87ZM90 32H91V31H90ZM112 32H113V31H111V36H114V35H112ZM114 32H115V31H114ZM116 32H115V33H116ZM124 32H125V31H124ZM129 32H130V31H129ZM174 32H175V31H174ZM189 32H190V31H189ZM192 32H193V31H192ZM196 32H197V31H196ZM79 33L82 34L81 32H79ZM91 33H92V32H91ZM122 33H123V32H122ZM166 33H165V34H166ZM176 33L178 34V32H176ZM194 33H195V32H194ZM202 33H203V32H202ZM66 34H65V35H66ZM71 34H72L73 36L76 35L74 32H72ZM87 34H88V35H87ZM92 34H94V33H92ZM101 34H102V33H101ZM104 34H103V35H104ZM116 34H117V33H116ZM118 34H117V37L119 36V38H116V39H117V40L119 39L118 41H120V38H121V37H120V35H118ZM125 34H127V36L130 35L128 32H125ZM125 34H124V33L121 34L125 39H124L123 37L121 38L122 40L124 39V41L121 40V42H120V43H121V50L119 49L120 47L117 49V57H118V58H119V56H121L122 52H123V53H126L127 55H128V53H129L128 51L125 52L124 50H128V47H129L130 45H128V44H125V45H124L123 43H124L125 41H127L128 39H129V40H128V43H129V44L133 42V41L130 42V41H131V38H130L129 36L127 37ZM142 34H141V36H142ZM153 34H154V36H152ZM167 34H166V36H167ZM199 34L203 37V35H202L200 32H199ZM69 35H70V33H69ZM72 35H71V37H72L71 40L74 38ZM83 35H84V33H83ZM96 35H97V34H96ZM98 35H99V33H98ZM161 35L164 36V37H162ZM186 35H187V34H186ZM186 35L184 34V36H186ZM188 35H189V34H188ZM200 35H198V36H200ZM79 36H80V35H79ZM79 36H78V37H79ZM104 36H105V35H104ZM106 36H108V35H106ZM109 36H110V34H109ZM111 36H110V37H111ZM169 36H171V35H169ZM189 36H190V35H189ZM195 36H197V35H195ZM195 36H194V37H195ZM201 36H200V37H201ZM66 37H67V36H66ZM68 37H70V36H68ZM75 37H76V36H75ZM78 37H76L77 39L75 38L77 41H75V40L72 41V42H74V43L77 42V47L80 46L79 43H78V42H79ZM85 37H82V39H80V40H81V41H80V42H81L80 44H82V46H80L81 48L84 47L83 44H84L85 42H83V41H84L83 38L85 39ZM98 37L100 38L101 36L99 35ZM110 37H109V38H110ZM154 37H155V38H154ZM187 37H188V36H187ZM200 37H198V39H199ZM107 38H108V37H107ZM107 38H106V39H107ZM127 38H128V39H127ZM146 38H147V41H146ZM152 38H154L155 40L152 39ZM169 38H170V37H169ZM172 38H174V37H172ZM90 39L92 40V42L89 41ZM94 39H95L94 37L91 38L90 36H89V38H86V40H88V41L90 42V46L88 47V45H89L88 43H89V42L87 41V44H88V45L85 43V44L87 45V47H84L83 49L86 48L88 51H86V50H84V51H86V53L89 52L88 54H90V52H93V50H92V48H91V47H92L91 45H92V43H94V41H93ZM113 39H114V38H113ZM132 39H133V37H132ZM167 39H168V37H167ZM198 39H197V40H198ZM200 39H201V38H200ZM66 40H70V39H69V38H68V39L66 38L65 41H66ZM96 40H97V39H96ZM100 40H101V39H100ZM110 40H111V39H109V40H107V41L109 42ZM135 40H136V39H134V41H135ZM173 40H174V42H173V41H171V42H172V44L174 43V44H173L174 46H176V44H175V40H177V39H173ZM187 40H188V39H187ZM187 40H186V41H187ZM112 41H113V40L110 41V45H111V42H112ZM115 41H116V40H115ZM153 41H152V42H153ZM182 41H183V40H182ZM198 41H199V40H198ZM82 42H83V43H82ZM122 42H123V43H122ZM165 42H166V43H165ZM188 42H189V41H188ZM192 42H193V41H192ZM67 43L70 44L69 42H67ZM100 43H101V49L104 48V47L106 48V45H104V44L102 43V41H101ZM106 43H107V42H106ZM113 43L115 44L114 41L112 42V45H114ZM116 43H118V42H116ZM125 43H126V42H125ZM134 43H136V46H137V43H139V42H134ZM141 43H139V44L142 46ZM176 43H177V42H176ZM184 43H185V42H184ZM197 43H198V42H197ZM197 43H196V45H197ZM71 44H72V43H71ZM75 44H76V43H75ZM75 44H74V45H75ZM85 44H84V45H85ZM102 44H103V45H102ZM122 44H123V45H122ZM164 44H165L166 47L164 46ZM189 44H190V43H189ZM199 44H201V43H199ZM72 45H73V44H72ZM74 45H73V46H74ZM78 45H79V46H78ZM86 45H85V46H86ZM112 45H111V46H112ZM116 45H119V44H116ZM179 45H180V44H178V46H179ZM191 45H192V44H191ZM191 45H190V46H191ZM68 46H69V45H68ZM68 46H66V49L68 48V49L66 50L67 52L65 51V53H63V55H65V56H63L64 58L66 57V53H69V50H70L69 48H71V47H70L71 45H70L69 47H68ZM75 46H76V45H75ZM75 46H74V48H73V49H74L73 52L71 51V54L73 53L72 55H77L76 52H77L78 50H77V49H76L77 51L75 50ZM108 46H109V45H108ZM123 46H125V47H127V48H125V47H123ZM132 46H133V45H131V48H134V47H135V46H133V47H132ZM138 46H139V45H138ZM95 47H96V48H95ZM95 47H94V49H95L94 52H97L96 49L99 50V48L97 47L96 44H95ZM114 47H115V46H114ZM147 47H148V46H146V50L143 49L144 47H142V49H140L141 52H143V53H140V52H139L140 50L138 49V47H136V49L138 50L139 53H138V52H135V51H134V52H135V54L138 53V56H139V57H138V60H139V59L141 60V58H142L141 61H142L143 63H146L147 61L144 62V60H143V59H144L143 56H144L145 58H148V57L150 56V54L154 56L153 59H154V58H157L158 56H160V59H162L161 56L164 55V53H163V54L161 53V55H159V53H158V55H157V51H156V53H155V49H154V48L152 49L153 51H151L150 48H147ZM149 47H150V46H149ZM163 47L165 48V50H164ZM168 47H171V45H168ZM185 47H187V46H185ZM188 47H189V46H188ZM202 47H203V44H202ZM122 48H124V49L122 50ZM139 48H140V47H139ZM180 48H181V46H180ZM182 48H183V47H182ZM197 48H198V49H196V47H195L196 50H199V51H200V49H199L200 47L197 46ZM71 49H72V48H71ZM90 49H91V50H90ZM101 49H100V51L103 50V49H102V50H101ZM147 49H148V50H147ZM170 49H171V48H170ZM170 49H169V50H170ZM195 49H194V50H195ZM89 50H90V51H89ZM106 50H107V49H105V51H106ZM109 50H110V49H109ZM112 50H113V49H112ZM118 50H120V51H118ZM133 50H134V49L130 50V53H131V51H133ZM137 50H136V51H137ZM142 50H143V51H142ZM174 50H175V49H174ZM187 50H189V49H187ZM74 51H75V52H74ZM82 51H83V50H82ZM84 51H83V53H84ZM145 51H146V54H147L146 56L144 55V52H145ZM148 51H151L152 53H151V52L147 53ZM185 51H186V50H185ZM199 51H197V52H199ZM110 52H111V50H110ZM120 52H121V53H120ZM127 52H128V53H127ZM153 52L155 53V55H156L157 57H155V55H154ZM168 52H171V51H168ZM173 52H174V51H173ZM75 53H76V54H75ZM79 53H80V52H79ZM83 53H82V54H83ZM86 53H84V54H86ZM97 53H98V52H97ZM105 53H106V52H105ZM111 53H112V52H111ZM113 53H114V51H113ZM118 53H119L120 55H119ZM130 53H129V55H130ZM93 54L95 55L96 53H93ZM103 54H104V52H103ZM103 54H102V55H103ZM107 54L109 55V51H108V50H107V53L104 54L105 56H102V57H106V59H108V58H107V56H108ZM114 54H115V53H114ZM114 54H113L112 56H115ZM126 54H124V56H126L127 58H128V57L130 58V56H129V55L127 56ZM140 54L142 55V57H140ZM148 54H149V55H148ZM169 54H170V53L166 54V55H168V56L165 57V58H168V57H169ZM188 54H189V53H188ZM188 54H186V56H188V57H186V58L189 60V57H192V56H191V55L189 56ZM196 54H197V53H196ZM198 54H200V52H199ZM68 55H70V53H69ZM68 55H67V57H68ZM72 55H70V56L72 57L73 60L70 59V57L66 58V59H67V60H66L67 62H66V61H65V62H66L68 65L65 64V62H64L63 59H60V62H61V60H63V63H64L65 66H66V69H65V70H67L68 66L71 65V66H70V67H71V68H70V69H71V71H70L71 73H73V71H72V69H73L72 66H75V65L70 64V63H68V62H70V60H71V63L74 62V64H76V66H78V67H77L78 69L76 68V71L74 70V71L77 72V73H76V74L73 73L74 75H77V76H78L77 79H76V81L74 80V82L77 83V84L74 83L75 86H76L77 88L79 87V86H77V85L81 84L80 82H82L83 79L86 81V82H84V81L82 82L83 85H84V84L88 85V83H89V80H88V79L92 78L93 74H92V76H91V75H90V74H91V71L86 70V68L88 69V64L85 63V62H88V61L86 60V59H87V56H84V58H83V55L78 54V55H81V56H82V62H81V61H80L81 58L77 57L78 55L75 56V57L72 56ZM90 55H91V54H90ZM99 55H100V54H99ZM106 55H107V56H106ZM171 55H172V54H171ZM194 55H195V53H194ZM92 56H93V55H92ZM95 56H97V55H95ZM100 56H101V55H100ZM112 56H111V57H112ZM124 56L122 55L121 58H119V59H122V58H123V59H122L120 62L117 61V63L119 62V64H121V63L123 64V61H125V59H126V60L129 59V58L127 59V58L124 57ZM134 56L136 57L137 54L134 55ZM134 56H133V57H134ZM173 56H174V55H173ZM175 56H176V54H175ZM198 56H199V55H198ZM198 56H197V57H198ZM76 57H77V58H76ZM97 57H98V56H97ZM97 57L95 58V57L93 56V58H94L95 61H96ZM102 57L99 58V59H102V62H103V58H102ZM109 57H110V56H109ZM117 57H115V58H117ZM150 57H151V56H150ZM176 57L178 58V56H176ZM176 57H175V58L172 57V58H174V59L176 60ZM197 57H196V58H197ZM78 58H79V60H78ZM85 58H86V59H85ZM89 58H90V57H89ZM124 58H125V59H124ZM158 58H159V57H158ZM192 58H193V57H192ZM75 59L78 60V61H80V63L83 64V65L86 64L85 66H87V67L84 68V69H85V71H87V74L89 73L88 75H90L91 77H90V76H86V75L83 74V73H84L83 65L81 66V64H80V67H82V68L80 69V67H79V65H78L79 63H78V61H76ZM83 59H84V62H83ZM91 59H92V57H91ZM106 59H105V60H106ZM131 59H132V61H133L134 58H131ZM131 59H130V60H131ZM135 59H136V58H135ZM148 59H149V61L152 60V61H153V62H152L153 64L151 63L152 65H150V64L147 65V63H148V62H147L146 64H144L145 66L147 65V67H148V66H151V67L153 68V65H154V66H157V67H154L155 69H160V70H161V69H162V70L167 69V68H164L165 64H164V66H163V65H159V66H158V63H157V62H159V61H161V60H155V59L153 60L152 57H151V59H150V58H148ZM174 59H173V60H174ZM181 59H182V58H179V60H181ZM183 59H184V58H183ZM74 60H75L76 62H75ZM88 60H89V59H88ZM94 60L92 59L93 63H94ZM115 60H116V59H115ZM115 60H114V61H115ZM140 60H139V61H140ZM167 60H168V59H166V61H167ZM184 60H185V59H184ZM106 61H107V60H106ZM109 61H110V60H109ZM111 61H113V59H112ZM114 61H113V62H114ZM128 61H129V60H128ZM128 61H125L124 64L126 65V62L128 63ZM132 61H131V63H132ZM134 61H135V60H134ZM134 61H133V62H134ZM136 61H137V60H136ZM156 61H157V62H156ZM164 61H165V60H164ZM164 61H163V63H164ZM166 61H165V63H166ZM168 61H170V60H168ZM168 61H167V63H169ZM185 61H187V60H185ZM189 61H190V60H189ZM115 62H116V61H115ZM142 62L140 63L141 66H139V67H142V66H143V67L140 68V70H142V69L144 68V65H143ZM154 62H155V63H154ZM161 62H162V61H161ZM171 62H172V61H171ZM173 62H174V61H173ZM187 62H188V61H187ZM61 63H62V62H61ZM61 63H60V65H61ZM63 63H62V65H63ZM77 63H78V64H77ZM95 63H96V62H95ZM95 63H94V65H95ZM98 63H99V67H102V71H104L103 66H102V64L100 65V61H99V60H98ZM108 63H109V62H108ZM111 63H112V62H111ZM131 63H130V65H131ZM149 63H150V62H149ZM163 63H161V64H163ZM177 63H178V62H177ZM181 63H182V60H181ZM188 63H189V62H188ZM192 63H193V60H192ZM90 64L93 65L91 62H90ZM112 64H114V63H112ZM124 64H123V65H124ZM159 64H160V62H159ZM175 64H176V63H175ZM184 64H185V63H184ZM189 64H190V63H189ZM91 65H90V67H91ZM96 65L98 66V64H96ZM103 65H104V63H103ZM106 65H107V62H106ZM123 65H121V66L119 65L120 68H121L120 70H122V68H123L122 66H123ZM125 65H124V66H125ZM127 65H129V64H127ZM127 65H126V66H127ZM132 65H133V63H132ZM171 65L174 66L173 64H171ZM76 66H75V67H76ZM85 66H84V67H85ZM114 66L116 67V65H115V64L113 65V69H116V68H114ZM119 66H118V68H119ZM160 66H161V67H160ZM162 66H163V68H162ZM169 66H170V65H169ZM169 66L167 65L166 67H169ZM182 66H183V64H182ZM184 66H185V65H184ZM184 66H183V67H184ZM187 66H188V65H187ZM187 66H186V67H187ZM190 66H191V65H190ZM95 67H96V66H94V68H95ZM104 67H105V66H104ZM107 67H108V65H107ZM132 67H133V66H132ZM134 67H135V65H134ZM139 67H138V69H139ZM147 67H145V68L147 69ZM159 67H160V68H159ZM183 67H182V68L180 67V68H181L180 70H182ZM191 67H193V65H192ZM59 68H60V67H59ZM91 68H93V66H92ZM94 68H93V69H94ZM105 68H106V67H105ZM124 68H126V70H125L124 72L127 71L126 73H123V72H122L123 70L121 71V72H122L121 74H124V78H126L127 80L134 79V78L130 77V76H131V73H128L129 71L131 72L132 70H133V71H132V73H133V72H134V68L132 69L131 66L129 67L130 69H128L127 67H124ZM196 68H197V67H196ZM62 69H63V66H62ZM62 69H61V70H62ZM74 69H75V68H74ZM89 69H90V68H89ZM93 69H92V70H93ZM96 69H98V67H96ZM113 69H112V70H113ZM127 69H128V70H127ZM131 69H132V70H131ZM138 69H137V70H138ZM188 69H189V67H188ZM59 70H60V69H59ZM59 70L57 69L58 72L56 71L57 74L54 75V76H57V75L59 76V75H60V74H59V72H60ZM65 70H63L64 73H65V75H64V73H63V76H66V74H67V71H65ZM77 70H78V71H77ZM81 70H82V71H81ZM90 70H91V69H90ZM110 70H111V69H110ZM112 70H111V71H112ZM151 70H152V69H151ZM172 70H173V69H172ZM172 70H171V71H172ZM192 70H193V69H191L190 71H192ZM199 70H200V69H199ZM199 70H198V71H199ZM68 71H69V69H68ZM117 71H118V70H117ZM142 71L144 72V70H142ZM142 71H140L141 74L143 73ZM146 71H147V70H146ZM146 71H145V72H146ZM148 71H149V69H148ZM182 71H183V70H182ZM188 71H189V70H188ZM188 71H187V72H188ZM190 71H189V72H190ZM194 71H196V70L194 69ZM61 72H62V71H61ZM92 72L95 73L96 71H92ZM97 72L99 73V71H97ZM100 72H101V71H100ZM106 72H107V71H106ZM109 72H110V71H109ZM109 72H108V73H109ZM114 72H116V71H114ZM136 72H138V71H136ZM136 72H135V76H137V75H136ZM151 72L153 73V71H151ZM164 72H165V71H164ZM168 72L170 73L169 70H168ZM183 72H185V68H184V71H183ZM71 73H69L70 76H71ZM104 73H105V71H104ZM104 73H103V75H104ZM148 73H149V72H147L146 74H148ZM165 73H166V72H165ZM176 73H178V72H176ZM179 73H180V72H179ZM179 73H178L177 76H179ZM73 74H72V75H73ZM79 74H82V75H79ZM85 74H86V72H85ZM96 74H97V73H96ZM101 74H102V72L100 73V75H101ZM106 74H107V73H106ZM111 74H113V72L110 73L109 76H111ZM116 74H117V73H116ZM126 74H127V75L129 74V76L126 77V76H125ZM137 74H138V73H137ZM141 74H139V75H141ZM144 74H145V73H144ZM144 74H143V75H144ZM155 74H157V73L154 72V75H155ZM182 74H183V73H182ZM182 74H180V75H182ZM188 74H191V72L188 73ZM194 74H195V73H194ZM61 75H62V73H61ZM61 75H60L59 77H58V76L56 77V78H57V79H56L57 82H55V84L57 83L58 85H60V86H59L60 88L57 86V88L59 89V91H60V89H61V86L63 85V82H64L63 80H65V79H67V78H68V80H69V77H70V76L68 75V77L66 78V77H63V76H61ZM74 75H73V78H71V80L74 79ZM119 75H120V74H119ZM143 75H142V76H143ZM149 75H151V74H149ZM152 75H153V74H152ZM152 75H151L152 78L150 77L152 80L149 78L150 81H148L149 83L151 82V83H150V86L153 87V88H155V89H157L156 91H159V90H160L161 92L159 91L157 94H155V92H156V91H154L155 89L152 90L149 86H148V92H152V91H153L154 93L152 92L151 95L153 96V94H155L156 97H158V96H157L158 94H159V96H160V93H161V94L167 96V97L164 98V99H167V98L169 99V98H170L169 96L171 95V91L168 92L170 95H169V94L166 95V94H164V93L167 92L166 89L162 90V89H161L162 86H160V85H163V83H164V85H165L164 80H163L162 82H159V83H161L160 85H159V84L157 85L158 80L155 79V78H157L159 75H158V74L155 75L156 77H155L154 75H153V76H152ZM165 75H166V77H167L168 73H166ZM192 75H193V73H192ZM192 75H191V76H192ZM54 76H53V77H54ZM79 76H80V77H79ZM81 76H82V77H81ZM83 76H84L85 78H84ZM94 76H95V74H94ZM94 76H93V78H94ZM96 76L98 77V75H96ZM121 76H122V75H120V77H121ZM177 76H176V78H177ZM184 76H185V74H184ZM186 76H187V75H186ZM62 77L64 78L63 80H62V79H59V78H62ZM86 77H87V80H86ZM88 77H89V78H88ZM104 77H105V75L101 77V79H100V80H101V81H100L101 83H97L98 81H96V79H97L96 77H95L96 79H94V82H92V83H95V82H96V86H97L98 84H100V86H97L98 88H100V87L102 86V83L105 84L106 88H103V87H105L104 85L102 86L103 89L101 88L102 90L105 89V93H106V94H105V99H106V100H105L104 97H103V99L105 100V102H106L107 100H109V101L112 100L111 102L113 103V105L119 103L118 101H117V103H115V102H116L115 99H112V98H113V96H115L116 93H118L119 91H120V92L122 91L121 93H122V94H123V93L125 94L126 91H125V92L123 91V90H125V87H126L127 91H128V87H129V91H128V93H130V90H131L130 87H131V85L129 86V85L124 81V82L126 83L127 86L124 84L125 87H124V89H123V88H122V87H123V86H122L123 83H121V80H120V79L118 80V79L116 78V77H118L117 75H116V76L114 75V78H113V76H112V78H111L112 81H111L110 79L107 80V79L109 78L108 76H106V80H107V81H105V78H104ZM107 77H108V78H107ZM128 77H130L131 79H129ZM133 77H134V73H133ZM137 77H138V76H137ZM143 77H146V75H144ZM172 77L175 78L174 75H173V76H171V75L169 76V75H168L167 78H168L169 80H168L167 82H168V83H171V84H175V87H176V82L174 81L175 79H173V80L170 81V78L172 79ZM78 78H79L81 81L78 80ZM81 78H82V79H81ZM99 78H100V77H99ZM102 78H104V79H102ZM121 78H122V77H121ZM140 78L142 79V77H140ZM153 78H154V79H153ZM184 78H185V77H184ZM253 78H254V77H253ZM253 78H252V79H253ZM113 79H114V80H113ZM147 79H148V78H147ZM149 79H148V80H149ZM158 79H159V78H158ZM180 79H181V78L179 77V80H180ZM254 79H255V78H254ZM58 80L62 81V82H61L62 84H61V83L59 84L60 81H58ZM71 80H70V81H71ZM77 80H78V81H77ZM92 80H93V79H92ZM92 80H91V81H92ZM97 80H98V79H97ZM123 80H124V79H123ZM136 80H137V78L135 77V83L138 84V85L135 84L136 86L134 85V87H135L136 90H138L139 92L137 91V94L134 95V94H133V93H134V91H133L134 89H133V87H131V88L133 89V90H132L133 93H130V94H132V96H139V97H136V98H137L136 102H138L137 104H140L141 102H139V101H142L143 99L147 100V98H146L145 96L143 97V94H144V95L147 94V91H146L147 89H145V86H146L147 83L145 82L146 84H144V85H145V86H144V90H142L143 88L141 87L140 90H142V92H143V93H142V92H140V90H139V83H138V80H137V81H136ZM143 80L145 81L146 79L143 78ZM143 80H142V81L140 80V81L143 82ZM155 80H157V81H155ZM177 80H178V79H177ZM184 80H186V79H184ZM189 80H190V78H189ZM72 81H73V80H72ZM72 81H71V82H72ZM108 81H109V82H108ZM119 81H120V83H117V84H116V82H119ZM152 81H153V82H152ZM169 81H170V82H169ZM172 81H174V83H173ZM67 82H68V81H67ZM71 82H69L70 85H71ZM105 82H106V83H105ZM111 82H112V84H111ZM113 82H114V83H113ZM154 82H155V83L157 82V83L155 84ZM182 82H184L183 79H182ZM65 83H66V81H65ZM69 83H68V84H69ZM78 83H79V84H78ZM108 83H110V84L108 85ZM128 83H129V82H128ZM68 84H67V85H68ZM72 84H73V82H72ZM89 84H90V88H87V90L90 89V90H89V91H90L89 93L92 94V93H91V90L93 91V89H91V88H94V87L91 86V83H89ZM113 84H114V85H113ZM115 84H116V85H115ZM131 84H132V82H131ZM142 84H143V83H142ZM142 84H141V86H143ZM151 84H152V85H151ZM154 84H155V85H154ZM67 85H64V86L66 87ZM83 85H82V86H83ZM86 85L84 86V87H85V90H82V88H84V87H82V88L79 87L80 89L78 88V90H81V92L84 91L83 94H84L85 91H86ZM117 85H118V86H117ZM119 85L122 86V87H120ZM148 85H149V84H148ZM156 85H157L158 87L160 86V87H159L160 89H159ZM164 85H163V86H164ZM167 85H169V84H167ZM64 86H63V87H64ZM68 86H69V85H68ZM88 86H89V85H88ZM94 86H95V85H94ZM109 86L111 87V89H110ZM155 86H156L157 88H156ZM76 87H74V88L72 89V85H71V87H70V88H71V89H70L71 91H69V92H71V93H69L68 91H67L68 93L66 92V93L69 94L70 96L72 95V96H74V97L71 96V98H70V97H68L69 95L64 94V93H65L64 91H66V89L64 90V88H62V90H61L60 92H61V93H62V91L64 92V93H62V94L65 95V98H64V96L61 95V93H59V92L57 91L58 89H57V90L55 89V90L57 91V93H58L60 96H62V98H60L56 93H55L56 95L51 96V97H53V103L50 102L51 105L53 104V105H54V108H55V106H56L55 104H57V106L59 105L58 107L56 106V107L58 108V111H57L58 113H59L63 108H65L64 110L61 111L62 113H61V112H60V114L57 113L58 117L60 116L59 118H61L60 121H58V120H57L58 122L55 121V123L58 125V126H56V124H55V127L58 129V130H57V134H58L59 131H60V133H62V134H66V133L68 132V133L66 134L67 136H68L69 133L71 134V135H69V138H70V141L68 140L69 142H67V141L64 140V139L59 138V141H60V142H61V140L63 141V142H61V143L64 144L65 142H67L68 145H67V143H66V146H65V144H64V146H62L63 144H59L60 142H59V143L57 142L58 147H63V148H60V151H61V152H60V155H59V153L57 154L56 152L53 151V155H54V157L51 155V157H50L51 160L49 159L50 161H54V162L57 163V160L59 161V159L64 158V157L67 155L66 158H65L64 160L61 159V160L59 161L60 163H59V162L57 163L58 165H62V164H61V161H62V160L65 162L66 159H69V158L71 159L72 157H74V159H71L72 161L75 160V159H77V160H75L76 163H77V165H75V166L78 167L80 163L83 164V161H84V160H83L82 162H80L79 160H80V155L82 154L81 152H82V148H84V145H85V148H86V153L88 152L87 155H89V157H91L90 154L93 155V154H95L94 152L96 151V150H95L96 146H94V147H95V148H94L95 151H93V152H92L91 149H90V150H87V146H88V145H87V141H86L85 138L87 137V134H86V133L88 132L86 129H89V128L87 127V126H88L87 124H86V126H85L83 123H85V121H86V123H87L88 121L85 120L84 122H82L81 120H83V119L80 120V117L83 118V116L86 115V114H84V113H90V114H88L89 116L86 115V116H88V117L91 116V117L94 118V117L96 116L95 114L98 113L97 110H96V113H94V114L92 115L93 112H92V111L89 112V111H88L89 109H88V110L86 109V106H87L86 103L88 102V103L90 104V102H91L92 100L96 101L97 98H98L97 96L99 95V92H97L98 95H96L97 93H96V94L94 93V94H95V98H94V99H92V98L90 97L91 95H86V94H89L88 92H87L86 94H84L83 97H84V96L89 97V98H88L89 101H86V99H87L86 97H84L85 99H83V97H82V98L80 97V96L82 95V94H80L81 92L79 93L78 91H75V90L77 89ZM97 87H95V88L97 89ZM112 87H113V88H112ZM115 87H116V88H115ZM164 87H166V85H165ZM164 87H163V88H164ZM171 87H172V90H173L174 85H173V86L171 85ZM68 88H69V87H68ZM137 88H138V89H137ZM169 88H170V85H169ZM74 89H75V90H74ZM96 89H94V90H96ZM106 89H107V91H106ZM109 89H110L111 92L109 91ZM115 89H116V90H115ZM118 89H119V90H118ZM149 89H150V91H149ZM158 89H159V90H158ZM174 89H175V88H174ZM72 90H73V91H72ZM98 90H99V89H98ZM112 90H114V91H112ZM151 90H152V91H151ZM175 90H176V89H175ZM177 90H178V89H177ZM56 91H55V92H56ZM99 91H100V90H99ZM116 91H117V92H116ZM145 91H146V93H144ZM163 91H166V92L162 93ZM108 92H109V93H108ZM113 92H114V93H113ZM120 92H119V93H120ZM175 92H176V91L173 92V97H174V98L177 97V96H175V95H176ZM73 93H75V94H76V93H77V94L79 93V94H78L79 96L77 95V98H75L76 96H75V94H73ZM101 93H102V92H101ZM101 93H100V94H101ZM107 93H108V94H107ZM128 93H127V94H128ZM140 93H142V94H140ZM49 94H50V93H49ZM52 94H53V93H52ZM52 94H51V95H52ZM102 94H104V93H102ZM102 94H101V96H102ZM109 94H111V96H112L111 100H110V95H109ZM112 94H113V95H112ZM114 94H115V95H114ZM122 94H121V95H122ZM124 94H123V96H124ZM130 94H128V95L131 96ZM138 94H139V95H138ZM149 94H150V93H149ZM174 94H175V95H174ZM108 95H109V97H108ZM119 95H120V94L116 95V98H118L117 96H119ZM141 95H142V96H141ZM163 95H162V96H163ZM57 96H58V97H57ZM66 96H67L68 99H70V100H68V99L66 100ZM93 96H94V95H93ZM125 96H126V95H125ZM125 96H124V97H125ZM129 96H128V98H129ZM140 96H141V97H140ZM155 96L152 97V98H153V99L156 98ZM99 97H100V96H99ZM163 97H164V96H163ZM163 97H161V98H163ZM48 98H49V97H48ZM56 98H57V99H56ZM78 98H79V99L81 98L80 100H82L83 102L85 101V102L82 103V101H80ZM90 98L92 99L91 101H90ZM107 98H108V99H107ZM119 98H120V96H119ZM130 98H131V97H130ZM150 98H151V97H150ZM174 98H172V99H174ZM54 99L57 101V103L54 102V101H55ZM59 99H60V100H59ZM72 99H73V100L75 99V100L73 101V103H72ZM100 99H101V101H102V98H100ZM100 99H98V100H99L98 103H99V104L101 105V107H102L103 103L105 104V102H103V103L101 104V103H100V102H101ZM123 99H124V98H123ZM131 99H132V98H131ZM140 99H141V100H140ZM156 99H157V98H156ZM168 99H167V100H168ZM49 100L52 101L51 99H49ZM62 100H63V101H62ZM77 100L80 101V102H78ZM104 100H103V101H104ZM113 100H114L115 102H113ZM116 100H118V99H116ZM120 100H121V99H120ZM128 100H129V99H128ZM148 100H150V99L148 98ZM161 100H162V99H161ZM170 100H171V99H170ZM174 100H176V99H174ZM76 101H77V102H76ZM129 101H130V100H129ZM129 101H128V102H129ZM132 101H133V100H131L130 102L133 103V105H134L135 102H134V101L132 102ZM151 101H152V100H151ZM172 101H173V100H172ZM60 102H61L62 104H61ZM68 102H69V103L71 102V103L69 104L70 107H71V104H72V106H73L71 109H70V107H69V105H68ZM111 102H110V105H111L112 107H111L110 105H109V106L111 107V113H112V112H113V111H112V110H113L112 108H113L114 106L111 104ZM123 102H124V100H123ZM125 102H126L127 105H128V104L130 105V102L127 103V99H126ZM147 102H148V101H147ZM159 102H160V101H159ZM159 102L156 101L157 104H158ZM162 102H163V101H162ZM162 102H160V103H162ZM165 102H166V100H165ZM168 102H169V101H168ZM50 103H48V104L50 105ZM54 103H55V104H54ZM63 103H64V104L67 103V106H66V105H63ZM78 103H79V104H78ZM81 103H82L83 105H81ZM93 103H94V102H93ZM98 103H97V101H96L97 106H99ZM108 103H109V102H108ZM114 103H115V104H114ZM154 103H155V102H154ZM173 103H174V102H173ZM89 104H88V105H89ZM91 104H92V103H91ZM119 104H120V103H119ZM119 104L116 105L117 109H119V106H121V105L124 106V103H123V104L121 103V105H119ZM126 104H125V109L128 107V106L126 107ZM141 104H142V103H141ZM144 104H145V102H144ZM163 104H164V103H163ZM61 105H62V106H61ZM78 105H79V107H80V106H82V107L84 106L83 108H85V109L82 110V107H80L79 109L82 110V111L80 112V110H79V109H76V107H75V106H77V108H78ZM85 105H86V106H85ZM92 105H93V104H92ZM107 105H108V104H107ZM107 105H106V106L103 105V106H104V107H107ZM133 105H131V107H133V108H131L132 110H131V109H130V110H131L132 112L135 113V112L138 110V108H137L136 111H133V109H134V106H133ZM60 106L62 107V109H61ZM135 106H137L136 103H135ZM141 106H142V105H140V106L138 105L137 107H141ZM169 106H171V105H169ZM172 106H173V105H172ZM59 107H60V108H59ZM68 107H69V108H68ZM101 107H99V108L101 109ZM163 107L165 108L164 105H163ZM49 108H50V107H49ZM67 108H68V109H67ZM74 108H75L76 110H75ZM88 108H89V107H88ZM99 108H96V109H99ZM108 108H109V107H108ZM147 108H148V106H147ZM47 109H48V107H47ZM69 109H70V113H69ZM92 109H93V108H92ZM94 109H95V108H94ZM100 109H99V110H100ZM102 109H104V108H102ZM105 109H106V108H105ZM105 109H104V111H105ZM115 109H116V108L114 107V111H115ZM123 109H124V108H123ZM125 109H124V110H125ZM140 109H141V108H140ZM153 109H154V108H153ZM166 109H167V108H166ZM170 109H172V107H171ZM173 109H174V108H173ZM49 110H52V111H53L52 108H50ZM49 110H48V111H49ZM59 110H60V111H59ZM67 110H68V111H67ZM73 110H74V112H71V111H73ZM78 110H79V111H78ZM85 110H87V111H85ZM108 110H109V109H107L106 112H108ZM120 110H122V109L120 108ZM124 110H123V111H119V113H120V114H121V113L123 114V112H125ZM130 110H129V109H128V111L126 110V111H127V114H129L128 112H130ZM134 110H135V109H134ZM145 110H146V109H145ZM158 110H159V109H158ZM158 110H157V112H158ZM160 110H161V109H160ZM163 110H164V109H163ZM167 110H168V109H167ZM174 110H175V109H174ZM65 111H66V112H65ZM77 111L79 112V113H78L79 115L76 113ZM84 111H85V112H84ZM100 111L102 112V110H100ZM100 111H99V112H100ZM142 111H144V110H142ZM146 111H147V110H146ZM150 111H151V110H150ZM150 111H149V113H150ZM153 111H154V110H153ZM155 111H156V110H155ZM169 111H170V110H169ZM50 112H51V111H49L48 114H50ZM82 112H83L84 115L82 114ZM91 112H92V113H91ZM94 112H95V110H94ZM116 112H118V111H116ZM139 112H140V111H139ZM162 112H163V111H162ZM162 112L160 111V113H162ZM175 112H176V110H175ZM46 113H47V112H46ZM63 113L71 115V120H72V122H75V120H73V117H75V115H76V116H77V115L79 116V118H78V116H77V119H76V117H75L74 119H76L79 123L81 122V123L83 124V125L81 126L82 128L79 127L80 129H82V133H83V134H82V133L78 134L80 130H78L79 128L77 129V127L75 126L77 123H76V124L73 123L74 126L76 127V129H75L74 126H73V128L71 127V125L69 126V124H70V122H71L70 118L68 117L69 115H68V116H67V115L65 116ZM72 113H73V114L76 113V114L73 115ZM80 113H81V115H80ZM130 113H131V112H130ZM134 113H133V114H134ZM136 113H137V112H136ZM140 113H142V112H140ZM155 113H156V112H155ZM158 113H159V112H158ZM160 113L158 114L159 117L164 118L165 116L162 117V115H163L164 113H163V114H160ZM99 114H100V115H99V119H100L101 121L98 119V114H97V118L95 117L96 120H94V123L92 122V121H93V118H91V117H90V118L86 117V118H88V120H92V121H90V122H92L93 127L96 126L95 131H97V132L100 133V132L102 131V127H100V126H102L101 123L104 122L103 120H105L106 122H108V120H110V118H111L112 115L109 114V117H108V116H106V115H107L106 113H105V114H103V113H102V114L99 113ZM167 114H168V113H167ZM169 114H170V112H169ZM169 114H168L167 117H169ZM72 115H73V117H72ZM104 115L106 116V118H108V120L105 118ZM110 115H111V116H110ZM113 115H115V114L113 113ZM131 115H132V114H131ZM131 115H130V116H131ZM146 115H147V114H146ZM156 115H157V114H156ZM156 115H155V116H156ZM158 115H157V116H158ZM170 115H173L172 111H171V114H170ZM175 115H176V114H175ZM44 116H45V115H44ZM46 116H47V114H46ZM61 116H62V117H61ZM101 116H102V118H101ZM115 116H117V115H115ZM128 116H129V115H128ZM137 116H138V115H137ZM142 116H143V115H142ZM152 116H153V115H152ZM155 116H153V117H155ZM52 117H53V115L51 116V118H52ZM125 117H126V116H125ZM140 117H141V116H140ZM144 117H145V116H144ZM147 117H148V116H147ZM167 117H166L165 119L170 120V119L172 118V117H170V119H169V118H167ZM174 117H176V116H174ZM51 118H49V119H51ZM59 118L56 117V119H59ZM67 118H68V119H67ZM86 118H85V119H86ZM113 118H114V117H113ZM113 118H111V120H112ZM115 118H116V119H113V120H112L113 122L110 120L112 124L115 123L114 120H116V124H117V119L119 120V118H117V117H115ZM120 118H121V117H120ZM122 118H123V117H122ZM127 118H128V117H126V119H127ZM141 118H142V117H141ZM150 118H151V117H150ZM150 118H149V119H150ZM156 118H157V117H156ZM97 119H98V120H97ZM124 119H125V118H124ZM138 119H140V118H138ZM154 119H155V118H153V120H154ZM173 119H174V118H173ZM173 119H171L172 121L170 120V121L172 122V124H174V122L176 121V119H175V120H173ZM61 120H62V122H61ZM63 120H64V124H65V122H66L65 125H68L67 128L71 129V130L74 132L75 135H74L71 131H69V130L66 129V126L63 125ZM65 120H66V121H65ZM79 120H80V121H79ZM155 120H156V119H155ZM168 120H167V122H168ZM67 121L69 122V124H67V123H68ZM99 121H100L101 123H100ZM110 121H109V122H110ZM121 121L123 122V119L120 120V122H121ZM127 121H128V120H126V122H127ZM141 121H142V120H141ZM148 121H149V120H148ZM150 121H151V120H150ZM170 121H169V122H170ZM47 122H48V126H49V123L51 122V120H50V121L47 120ZM53 122H54V121H53ZM59 122H60L61 125L59 124ZM96 122H97V124H96ZM124 122H125V121H124ZM124 122H123V123H124ZM132 122H133V121H132ZM136 122H137V121H136ZM143 122H144V119H143ZM151 122H152V121H151ZM171 122H170V124H171ZM111 123H108V124H107L108 127H109V131L111 130V128H112V130L114 129V128H113L114 126L111 125ZM139 123H140V122H139ZM148 123H149V122H148ZM156 123H157V122H156ZM161 123H162V122H161ZM163 123H164V122H163ZM175 123H178V122L176 121ZM45 124H46V123H45ZM95 124H96V125H95ZM99 124H101V125H99ZM116 124H115V126H116ZM118 124H119V122H118ZM140 124H141V123H140ZM50 125H51V124H50ZM90 125H91V124H90ZM109 125H110V126H109ZM154 125H155V124H154ZM161 125H162V124H161ZM177 125H178V124H177ZM248 125H249V123H248ZM52 126H53V125H52ZM61 126L63 127V130H65V129L67 130L66 133H64L66 130L61 132V129H60V128H62ZM77 126H79V124H77ZM83 126H84V127H83ZM123 126H126V125L124 124ZM131 126H132V124H131ZM131 126H130V127H131ZM133 126H134V125H133ZM140 126H141V125H140ZM142 126H143V125H142ZM150 126H151V125H150ZM158 126H159V123H158ZM174 126H175V124L173 125L172 128H174ZM44 127H45V126H44ZM53 127H54V126H53ZM55 127H54L53 129H55ZM59 127H60V128H59ZM85 127H86V128H85ZM91 127H92V126H91ZM98 127H99L100 130L98 129ZM110 127H111V128H110ZM116 127H117V126H116ZM120 127H121V124H120ZM153 127H154V126H152V129H153ZM159 127H160V126H159ZM168 127H169V126H168ZM170 127H171V125H170ZM106 128H107V127H106ZM124 128H126V127H124ZM132 128H133V127H132ZM148 128H149V127H148ZM161 128H163V127H160L159 129H161ZM46 129H47V127H46ZM48 129H49V128H48ZM50 129H51V128H50ZM73 129H74V130H73ZM90 129H91V128H90ZM90 129H89V130H90ZM97 129H98V130H97ZM107 129H108V128H107ZM115 129H116V128H115ZM126 129H127V128H126ZM129 129H130V128H129ZM129 129H128V131H129ZM135 129H136V127H135ZM176 129H178V128H176ZM55 130H56V129H55ZM55 130H50V131L52 132V131H55ZM76 130H78V131H76ZM117 130H118V128H117ZM147 130H148V129H147ZM153 130H154V129H153ZM155 130H156V129H155ZM164 130H165V129H163V132H165ZM169 130H170V129H169ZM174 130H175V129H174ZM181 130H182V129L180 128V132H181V134H182L183 131H181ZM135 131H136V130H135ZM159 131H160V130H159ZM171 131H172V129H171ZM55 132H56V131H55ZM55 132H54V133H55ZM76 132H77V133H76ZM92 132H93V129H92ZM103 132H105V131H103ZM106 132H107V131H106ZM118 132H119V131H118ZM125 132H126V131H125ZM125 132H124V134H125ZM131 132H132V131H131ZM157 132H158V131H157ZM174 132H175V131H174ZM174 132H172V135L174 134ZM49 133H50V132H49ZM54 133L52 132V134H54ZM84 133L86 134V136H85ZM88 133H90V132H88ZM108 133H109V132H108ZM113 133H114V131H110V134H112L113 138H112L111 136H108L107 138H105L104 135H106V134H103V133H102L103 136H102V137L100 136V137H101L100 139H99V137L97 136V134H96L97 137H95V136H94V137H95V138H98L99 141H100L101 139H103V141H104V138H105V140L107 139L108 141H110V140L113 141L114 138L116 139V136L114 137ZM115 133H116V132H115ZM143 133H144V132H143ZM155 133H156V132H155ZM160 133H161V132H160ZM175 133H176V132H175ZM178 133H179V131H178ZM46 134H47V133H45V135H46ZM76 134H77V136H76ZM116 134H117V133H116ZM119 134H122V129H121V132H120ZM124 134H122V135H124ZM129 134H130V132H129ZM144 134H145V133H144ZM165 134H166V133H165ZM176 134H177V133H176ZM179 134H180V133H179ZM183 134H184V133H183ZM80 135L84 136L85 138H81L82 136H80ZM98 135H99V134H98ZM100 135H101V133H100ZM108 135H109V134H108ZM122 135H117V136H122ZM132 135H133V134H132ZM135 135H136V134H135ZM141 135H142V134H141ZM154 135H155V134H154ZM156 135H157V133H156ZM169 135H170V134H169ZM177 135H178V134H177ZM185 135H186V134H185ZM43 136H44V134H43ZM48 136H49V135H48ZM52 136H53V135H52ZM52 136H51V137H52ZM79 136H80V137H79ZM90 136H91V133H90ZM90 136H89V134H88L89 139H90ZM92 136H93V134H92ZM127 136H128V135H127ZM144 136H145V135H144ZM144 136H143V137H144ZM158 136H159V135H158ZM163 136H164V134H163ZM51 137H50V138H51ZM71 137H72V138L74 137V139H72V140H73V142H72L73 144L77 142V143L75 144L76 147H77V144H79V146H81V147L78 146V149H77L78 151L75 149L76 147L73 148V149H75V150H72V152L70 151L71 146H69V143L71 142ZM75 137H76V138H75ZM77 137H79V138L77 139ZM88 137H87V138H88ZM125 137H126V135H125ZM136 137H137V136H136ZM141 137H142V136H141ZM153 137H154V136H153ZM166 137H167V136H166ZM170 137H171V136H170ZM47 138H48V137H47ZM50 138H49V139H50ZM64 138H65V137H64ZM80 138H81V139H85V142H82V141L80 142V140H81ZM128 138L130 139V137H128ZM156 138H157V137H156ZM159 138H160V136L158 137V139H159ZM172 138H173V137H172ZM175 138H176V137H175ZM45 139H46V136H45ZM75 139H76V140H75ZM98 139H95V140H97V141H95L96 143L98 142ZM117 139H118V138H117ZM120 139H121V138H120ZM120 139H119V140H120ZM137 139H138V138H137ZM137 139H136V140H137ZM151 139H152V138H151ZM173 139H174V138H173ZM51 140H53V139H51ZM51 140H50V142H48L47 140H46V141L52 145V143H51L52 141H51ZM54 140H55V139H54ZM77 140H78V141H77ZM107 140L104 141V144H103V143H102V144L108 146L107 143H105V142H107ZM127 140H128V139H127ZM130 140H131V139H130ZM145 140H146V139H145ZM165 140H166V139H165ZM169 140H170V138H169ZM185 140H187V139H185ZM191 140H192V138H191ZM42 141H44V139H43ZM74 141H75V142H74ZM101 141H102V140H101ZM101 141H100V142H101ZM120 141H123V142L125 143V138H124L123 140H120ZM146 141H147V140H146ZM166 141H167V140H166ZM170 141H171V140H170ZM170 141H169V143H170ZM176 141H177V140H176ZM179 141H181V140H179ZM193 141H194V140H193ZM54 142H55V141H54ZM79 142H80V143H83V144L85 143V144H84V145L82 144V145H83V146H82V145H80ZM95 142H94V143H95ZM115 142H116V141H115ZM118 142H119V141H118ZM123 142H122V143H123ZM137 142H138V141H137ZM141 142H143V141H141ZM162 142H163V140H162ZM72 143H71V144H72ZM96 143H95V145H97ZM108 143H109V142H108ZM110 143H111V141H110ZM110 143H109V145H110ZM112 143H113V142H112ZM112 143H111V144H112ZM119 143H120V142H119ZM124 143H123V144H124ZM129 143H130V142H129ZM135 143H136V142H135ZM146 143H147V142H146ZM164 143H165V142H164ZM171 143H172V141H171ZM175 143H176V142H175ZM184 143H185V142H184ZM44 144H45V142H44ZM71 144H70V145H71ZM113 144H114V143H113ZM115 144H116V143H115ZM126 144H127V142H126ZM51 145H50V146H51ZM60 145H61V146H60ZM98 145H99V144H98ZM118 145H120V144H117V145H114V146L112 145V147L115 148V146H116V148H118V147H117ZM129 145H130V144H129ZM135 145H136V144H135ZM138 145H139V144H138ZM67 146H68V149H69V150L65 148V147H67ZM99 146H100V145H99ZM99 146H98V147H99ZM126 146H128V145H126ZM167 146H169V145H167ZM167 146H166V147H167ZM48 147H49V146H48ZM51 147H52V146H51ZM51 147H50V149H51ZM73 147H74V146H73ZM98 147H97V149H98ZM103 147H104V146H103ZM103 147H101V148L99 147V148H100V153H102V152H103V153H104V152L106 153V151L108 150L107 153L110 152L109 155L111 156L112 153H111V151L109 150L110 147H109V149H108V147H107V148H106L107 150H105V147H104V149H102ZM122 147H123V146H122ZM122 147H121V148H122ZM56 148H57V147H56ZM79 148H80V149H79ZM88 148H89V147H88ZM121 148H120V149H121ZM123 148H125V147H123ZM168 148H169V147H167V149H168ZM172 148H173V147H172ZM54 149H55V148H54ZM61 149H63V150H61ZM174 149H175V146H174ZM65 150H68L69 152H71V154H70L68 151H65ZM79 150H80V151H79ZM101 150H102V151H101ZM103 150H105V151H103ZM111 150L113 151V149H111ZM168 150H169V152L171 153V151H170L171 149H168ZM49 151H50V150H49ZM62 151H63V152L65 151L63 157L61 156ZM75 151L80 152L81 154H77V152H75ZM89 151H91L92 153L90 152V154H89ZM114 151H115V149H114ZM114 151H113V152H114ZM118 151H119V149H118V150L116 149V152H117V153H118ZM51 152H52V151H51ZM119 152H121V151H119ZM122 152H123V151H122ZM122 152H121V154H123ZM124 152H125V151H124ZM67 153H68V154H67ZM75 153H76L77 156H76V155L74 156ZM97 153H98V151H97ZM97 153H96V154H97ZM105 153H104V155H105ZM174 153H176V152H174ZM48 154H49V152H48ZM48 154H47V155H48ZM56 154H57V155H56ZM83 154H84V152H83ZM83 154H82L81 156H83ZM121 154H120V155H121ZM128 154H129V153H128ZM128 154H127V155H128ZM130 154H131V153H130ZM132 154H133V153H132ZM167 154H168L167 156H169V153H167ZM171 154H173V153H171ZM171 154H170V155H171ZM47 155H46V157H47ZM62 155H63V154H62ZM70 155H71V156H70ZM98 155H101V154L98 153ZM102 155H103V154H102ZM118 155H119V154H117V156H116V153H115L114 157H115V156L118 157ZM173 155H174V154H173ZM55 156H56V157L58 156V158H57L56 160H55V159L53 160V158H56ZM59 156H60V157H59ZM68 156H70V157H68ZM78 156H79V157H78ZM93 156H94V155H93ZM121 156H122V155H121ZM132 156H133V155H132ZM67 157H68V158H67ZM75 157H76V158H75ZM84 157H85V156H84ZM101 157H102V156H101ZM107 157H109V156H107ZM165 157H166V156H165ZM48 158H49V156H48ZM48 158H47L46 160H48ZM78 158H79V160H78ZM92 158H93V157H92ZM99 158H100V157H99ZM121 158H122V157H121ZM131 158H133V157H131ZM131 158H130V159H131ZM96 159H98V158H96ZM100 159H101V158H100ZM100 159H99V160H100ZM106 159H107V158H106ZM108 159H110V158H108ZM114 159H115V158H114ZM118 159H119V158H118ZM123 159H126V158L124 157ZM123 159H122V160H123ZM127 159H128V158H127ZM177 159H178V158H177ZM46 160H45V161H46ZM71 160H69V161L67 160L66 163H64V162L62 161V163L65 164V165H64L65 167L63 168V166H60V167H61V171L64 169L62 172L65 173L66 176H67V177L64 176V174L62 173V176H63V177H60V178L63 179V180H65V178L68 179V178L70 177V176L67 175V174H68V172H69L71 169H72V173H73L72 175H73V176L76 175L75 173H76L77 170H75V168H74V169L71 168V167L74 166L75 161L72 163V162H70ZM94 160H95V159H94ZM101 160H102V159H101ZM116 160H117V159H116ZM122 160H121V161H122ZM166 160H168V159H166ZM43 161H44V160H43ZM89 161L92 162L93 160H91V159L89 160V159H88V162H89ZM102 161H103V160H102ZM104 161H107V160H104ZM108 161H109V160H108ZM108 161H107V163H109ZM112 161H113V160H112ZM112 161H111V162H112ZM54 162H52V163H53V164H52L53 167H52V166H51V167H50V166H49V167L47 166V168H49V171H50V168H51V169L53 168V170H52L53 173H51V171H50V173H51L50 176H52V175H57V173L59 174V172H61L60 170H59L58 172H57V170H56V171H55L56 174H54V170H55L54 167H56V166H55L56 163H54ZM68 162H69L70 166H69V169H66V168L68 167V165H69ZM86 162H87V161H85V163H86ZM94 162H95V161H94ZM94 162L89 163V164L87 163V164H88V165H87V166H88V170H87V171H91V172H90L91 174L93 173V171L96 170V167H95V170H94V167H93V166H97V165H96V162H95V163H94ZM115 162H116V161H115ZM129 162H130V160H129ZM166 162H167V161H166ZM170 162H171V160H170ZM45 163H46V162H45ZM47 163H49V162H47ZM50 163H51V162H50ZM76 163H75V164H76ZM116 163H117V162H116ZM120 163H121V162H120ZM123 163H124V162H123ZM126 163H128V162L126 161L125 164H126ZM167 163H168V162H167ZM173 163H174V162H173ZM67 164H68V165H67ZM71 164H73V165H71ZM81 164H80V165H81ZM92 164H93V165H92ZM94 164H95V165H94ZM98 164H99V163H98ZM102 164H103V163H102ZM102 164H101V165H102ZM118 164H119V163H118ZM118 164H117V165H118ZM163 164H164V163H163ZM169 164H170V163H169ZM47 165H48V164H47ZM50 165H51V164H50ZM58 165H57L56 168L60 169V167H58ZM90 165H92V166H90ZM101 165H100V166H101ZM122 165H123V164H122ZM166 165H167V164H166ZM84 166H86V165H84ZM84 166H81L82 169L84 168ZM100 166H99V167H100ZM104 166H106V163H105ZM108 166H109V165L107 164V167H108ZM118 166H119V165H118ZM120 166H121V165H120ZM126 166L128 167V165H126ZM164 166H165V165H164ZM77 167H76V168H77ZM113 167H115V166H113ZM123 167H124V166H123ZM167 167H168V166H167ZM62 168H63V169H62ZM78 168H79V167H78ZM78 168H77V169H78ZM90 168H91V169H90ZM118 168H120V167H118ZM164 168H165V167H164ZM171 168H173V167L171 166ZM98 169H99V168H98ZM103 169H104V167H103ZM107 169H108V168H107ZM107 169H106V171L108 172ZM124 169H125L126 171H128L127 168H124ZM124 169H123V170H124ZM129 169H130V168H129ZM174 169H175V168H174ZM109 170H110V169H109ZM111 170H112V168H111ZM121 170H122V168H120V171H121ZM125 170H124V172H126ZM135 170H136V169H135ZM64 171H65V172H64ZM79 171H80V170H78V172H79ZM96 171H97V170H96ZM98 171H100V169H99ZM98 171H97V172H98ZM104 171H105V169H104ZM104 171H103V172H104ZM117 171H118V174H119V170H118V169H117ZM133 171H134V170H133ZM169 171H170V170H169ZM46 172H47V171H46ZM80 172L82 173V171H80ZM85 172H86V170H85ZM100 172H101V171H100ZM109 172H110V171H109ZM113 172H115V171H113ZM166 172H167V171H166ZM94 173H95V172H94ZM101 173H102V172H101ZM111 173H112V172H111ZM120 173H121V172H120ZM137 173H138V172H137ZM171 173H172V171H171ZM77 174H78V173H77ZM87 174L89 175V173H87ZM98 174H100V173H98ZM103 174H104V177H105V172H104ZM109 174H110V173H109ZM125 174H126V173H125ZM127 174H129V173H127ZM132 174H133V173H132ZM168 174H169V173H168ZM175 174H176V173H175ZM70 175H71V174H70ZM92 175H94V176H93V177L90 176L89 179H94V180L96 179V180H97V178H95V176H97V175H95V174H92ZM112 175H113V174H112ZM122 175H123V174H122ZM134 175H135V172H134ZM136 175H137V174H136ZM140 175H141V174H140ZM166 175H167V174H166ZM176 175H177V174H176ZM57 176H59V175H57ZM82 176H83V175H82ZM82 176H81V177H82ZM106 176H108V174H107ZM124 176H125V175H124ZM128 176H129V175H128ZM130 176H131V175H130ZM150 176H151V174H150ZM155 176H156V175H155ZM163 176H164V175H163ZM167 176H168V175H167ZM167 176H166V178H168ZM172 176H173V174H172ZM172 176H171V178H172ZM53 177H54V176H52V178H53ZM78 177H79V179H77L78 182L75 184L76 181H75L74 179H75V178H78ZM78 177H75V178H74V177H73V178L70 177V178L68 179L70 182L66 179V180L69 182V183H67V181H65L66 184L63 183V180H62V182H61V181H60V178L57 177V178H58V182L60 181V182H61L60 184L63 183V185H60V188H61V189H62L63 186H64V190L62 189L63 191H65V189H67V188L69 187V184H71V185H70V190H71L72 188L74 189L73 193H72V190L70 191L69 189H67V191H68V190L70 191L71 196H69L70 194H69L68 192H67V195H66V197L69 196V199H70V200H71L70 197H72V200H71V201L69 200L70 202H69V201H68V202L66 201V202H67V205H68V206L70 205L69 209L72 208L71 210H73V206H71V203H72L74 200H75V201H74L75 203H76V202L78 203V201L76 200V199H78V197H79L78 200H80V201L83 200V201H82L83 203H84V202L87 203V202H90L89 200H87V198L89 197V194L91 195V197H92V195H93V194H91V192H92L91 189H90L89 192H86V191L89 190V189H88V190L86 189V186H85V188L82 187L83 191L80 192V191H81V188H79V187H81V185L78 186V184H79V183H80V184L83 183L82 185H84L85 183H84L83 181H85V180H82V178H80V173H79V176H78ZM86 177H88V176L86 175ZM99 177H100V176H99ZM131 177H132V176H131ZM137 177H138V176H137ZM137 177L135 176V178H137ZM152 177H153V174H152ZM110 178H111V177H110ZM122 178H123V177H122ZM133 178H134V177H133ZM145 178H146V177H145ZM162 178H163V177H162ZM173 178H174V176H173ZM175 178H176V177H175ZM71 179H72V180H71ZM99 179H100V178H99ZM106 179H107V177H106ZM106 179L104 180L105 182H106ZM114 179H115V178H114ZM120 179H121V178H120ZM124 179H125V178H124ZM126 179H128V178H126ZM148 179H151V177L148 178ZM164 179H165V178H164ZM51 180H53V179H51ZM96 180H95V181H96ZM102 180H103V179H102ZM111 180H112V179H111ZM129 180H130V178H129ZM140 180H141V178H140ZM151 180H154V179H151ZM151 180H150V181H151ZM173 180H174V179H173ZM71 181H72V183H71ZM74 181H75V182H74ZM79 181H81V182H79ZM97 181H98V180H97ZM137 181H138V180H137ZM142 181H143V180H142ZM148 181H149V180H148ZM148 181H147V182H148ZM159 181L161 182L162 180L160 179ZM166 181H167V179H166ZM171 181H172V180H171ZM50 182H51V181H50ZM50 182H49V186H50V184H51L50 187H52L53 184H54V187H55V183H56V182H55V181H54L55 183H54V182H51V183H50ZM105 182H104V183H105ZM107 182H109V181H107ZM124 182H125V180H124ZM124 182H123V183H124ZM129 182H130V181H129ZM156 182H157V181H156ZM160 182H159V183H160ZM164 182H165V181H164ZM169 182H170V180H168V184H169V185H166L167 183L165 184V186H168V190H169V188H171V187H169V186L171 185ZM44 183L46 184V181H45V180H44L43 184H44ZM52 183H53V184H52ZM73 183L75 184V187H76V188H74V184H73ZM88 183H89V185H90V183H92L91 180H90L89 182H87V180H86V184H85V185H88ZM101 183H102V185H105V184H103V182H101ZM112 183H113V182H112ZM127 183H128V182H127ZM133 183H134V180H133ZM135 183H136V182H135ZM144 183H146V182H144ZM153 183H154V182H153ZM159 183H158V184H159ZM162 183H163V181H162ZM171 183H172V182H171ZM58 184H59V183H58ZM72 184H73V186H72ZM107 184H108V183H107ZM114 184H115V183H114ZM114 184H113L111 187H113ZM129 184H130V183H129ZM129 184H128V185H129ZM150 184H151V183H150ZM91 185H92V184H91ZM97 185H98V184H97ZM100 185H101V184L99 183V187H100ZM116 185H117V184H116ZM151 185H152V184H151ZM155 185H156V184H155ZM160 185H161V183H160ZM173 185H174V184H173ZM65 186H66V187L68 186V187L66 188ZM107 186H110V185H107ZM119 186H120V184H119ZM126 186H127V185H126ZM132 186H134V185H132ZM145 186H146V185H145ZM171 186H172V185H171ZM43 187H44V185H43ZM43 187H42V188H43ZM56 187H57V184H56ZM56 187H55V188H56ZM87 187L93 189V188L95 187L94 182H93V186H87ZM103 187H104V186H103ZM105 187H106V186H105ZM105 187H104V188H105ZM123 187L125 188V185H123ZM123 187H121V188H123ZM129 187H130V186H129ZM154 187H155V186H154ZM52 188H53V187H52ZM52 188H51V189H52ZM55 188H53V189H54V192H53V191H51V192L54 193V195L56 196V198H57L59 195H61V197L59 196L57 199H59V198L63 199V198H62V195H63V193H65V192L61 191V189H60L59 186H58L57 188H59L60 190L57 189V190H58V193H57V192H56L57 190L55 191ZM78 188H79V189H78ZM104 188H103V189H104ZM116 188H117V187H116ZM145 188H146V187H145ZM43 189H45V188H43ZM84 189H86V190L84 191ZM108 189H109V188H108ZM110 189H112V188H110ZM110 189H109V190H110ZM114 189H115V187L113 188V190H114ZM118 189H119V188H118ZM131 189H132V188H131ZM150 189H151V188H150ZM154 189H155V188H154ZM46 190H47V189H46ZM48 190H50V188H49ZM77 190H79V191H77ZM94 190H96V188H94L93 191H94ZM105 190H106V189H105ZM96 191H97V190H96ZM103 191H104V190H103ZM127 191H129V188H128ZM144 191H145V190H144ZM46 192H47V191H46ZM60 192H63V193H60ZM83 192L88 193V194H87L88 196H87V198H86L87 201L84 200V198H83V199L80 198L81 193H83ZM98 192H100V190H99ZM105 192H106V191H105ZM115 192H116V191H115ZM118 192H119V191H118ZM122 192H125L124 189H123V191H120V193H122ZM52 193H50V194H52ZM56 193L58 194V196L56 195ZM59 193H60V194H59ZM76 193H77V194H76ZM86 193H85V194H86ZM95 193H96V192H95ZM95 193H94V194H95ZM116 193H117V192H116ZM145 193H146V191H145ZM50 194H49V195H50ZM65 194H66V193H65ZM65 194H64V195H65ZM83 194H84V193H83ZM105 194H106V193H105ZM124 194H126V193H124ZM72 195L75 196V197H73ZM76 195H77L78 197H76ZM95 195H96V194H95ZM99 195H100V194H99ZM109 195H111V193H110ZM52 196H53V194H52ZM105 196H106V195H105ZM63 197H65V196H63ZM81 197H82V196H81ZM84 197H85V196H84ZM97 197H98V196H97ZM97 197H96V198H97ZM109 197H110V196H109ZM73 198H75V199H73ZM93 198H94V197H93ZM49 199H50V198H49ZM49 199H48V200H49ZM106 199H107V197H106ZM59 200H60V199H59ZM59 200L56 201V199H55V197H54V202L52 201V202L54 203V204H52V206H53V208H52V210H53V211H52V214L54 213V216L57 214V215H56V218L54 217L55 220H53V221H55V223H57L56 226H58L59 230H61L60 228H62V226H63V230H65V231H67V232H68V229H71V227L74 228V227L76 226V228H74V231L71 230V231L73 232L71 238H73V237H75V236H77V237L80 236L79 238H81V236H83V235H81V233L84 234V232H80V231H85V230H83V229L81 228V227H82L81 225L83 224V222H81V221H83V218H85V216H86V214H84V217H83V215H82L83 213H82V212H79V211H82L81 205H83V203L81 204V203L79 202L80 205H78V204L76 203V204L78 205V206H77L78 209L75 207V211H76L77 213H80V214H78V215H79V216H82L83 218L78 216V218L76 219L77 214H75V215H76V216L74 217L75 220H71V219H73V216H74V213H75L74 210H73V212L71 211V214H73V215L71 216V214H70V218H71V217H72V218L70 219V223H71V224H69V226H68V225H67V221H66V219H64V220H65V224H64V223L62 224V222H61L60 220H58V219H60V218H59V212H57V209H59V205H58V204H61V201H63V200H60V201H59ZM66 200H68V197L66 198ZM64 201H65V200H64ZM95 201H96V200H95ZM104 201H105V200H104ZM104 201H103V203H104ZM55 202H57V204H56L57 206L55 205ZM93 202H94V199H92L91 203H93ZM108 202H109V200H108ZM75 203H74V204L72 203V205L75 206V205H76ZM103 203H102L101 206H103ZM64 204H65V202L62 203L61 205H64ZM85 205H88V204H85V203H84V206H82V207H85ZM89 205H90V203H89ZM92 205H93V204H92ZM96 205H97V204H96ZM96 205H95V206H96ZM95 206H94V207H95ZM60 207H61V206H60ZM91 207H92V206L90 205V208H91ZM54 208H56V210H55ZM101 208H102V207H101ZM76 209H77V210H76ZM79 209H80V210H79ZM54 210H55L57 213H56ZM78 210H79V211H78ZM85 210H86V209H85ZM85 210H83L84 213L86 212ZM87 210H89L88 207H87ZM93 210H94V209H92V211H93ZM90 211H91V210H90ZM87 212H88V211H87ZM87 212H86V213H87ZM55 213H56V214H55ZM92 213H93V212H92ZM92 213H91V215H92ZM87 214H88V213H87ZM50 215H51V214H50ZM89 215H90V214H89ZM89 215H88V216H89ZM52 216H53V215H52ZM92 216H93V215H92ZM92 216H91V217H92ZM91 217H90V216H89L88 218L86 217V220H87L86 223H87L88 225H90V224L92 223V222L89 221V218H91ZM54 218H53V219H54ZM80 218H81V219H80ZM50 219H51V218H50ZM78 219H80V220H78ZM51 220H52V219H51ZM57 220H58V221H57ZM84 220H85V219H84ZM94 220H95V219H94ZM53 221H50V222L52 223ZM59 221H60V222H59ZM75 221H76V222H75ZM79 221H80V222H79ZM95 221H97V220H95ZM58 222H59V225H58ZM73 222H75V223H73ZM88 222H90V224H89ZM68 223H69V222H68ZM72 223H73L74 225H73ZM77 223H78V224L81 223V224L78 225ZM86 223H85V224H86ZM95 223L97 224V222H95ZM52 224H54V223H52ZM60 224H61L62 226H61ZM87 224H86V225H87ZM93 224H94V223H92V225H93ZM96 224H95V225H96ZM64 225H65V227H64ZM66 225H67V226H66ZM70 225H71V226H70ZM77 225H78V226H81V227H79L80 229L78 228ZM86 225H84V227H85ZM95 225H94V226H95ZM56 226H55V227H56ZM66 227L68 228L67 230H66ZM90 227H92V226H90ZM58 228H57V229H58ZM87 228H88V226H87ZM87 228H86V231H87ZM95 228H97V227H95ZM95 228H93V229H95ZM81 229H82V230H81ZM91 229H92V228H91ZM77 230H78V232H77ZM53 231H54V232H53ZM90 231H91V230H89V232H88V231H87V232H88L89 235L91 236V234H92L93 232L91 231L92 233L90 234ZM93 231H94V230H93ZM57 232H58V230H57ZM75 232H76L77 234H76ZM95 232H96V231H94V235L96 234ZM50 233H51V234H50L51 236L49 235V236H50L49 239H50L52 236H53L54 239H55V238L57 239V236H56V229H52ZM52 233H53V234L55 233V234L53 235ZM79 233H80V234H79ZM75 234H76V235H75ZM73 235H75V236H73ZM86 235H87V234H86ZM92 235H93V234H92ZM94 235H93V236H94ZM90 236L87 235L86 238H90ZM91 237H92V236H91ZM93 238H94V237H93ZM51 239H52V238H51ZM51 239H50V241H52ZM71 240L74 242V241H76L77 239H74V238H73V239H71ZM89 240L93 241V239H89ZM82 241L85 242V240H82ZM82 241H81V239H79V240H77L76 243H75L76 246L73 245V246H74V247H73V254H74V256H75V257L73 256V260H74V258H78V259H75V260H74V261L78 260L77 262H75V264H76V263L79 264V263L81 262V261H80L81 259L79 260V258H80V257L82 258L83 255H84V253H83V255L81 254V253L84 252V251L81 250V248H82L81 246H80V248H79V244H78L79 242L81 243ZM86 241H87V239H86ZM88 242H89V241H88ZM90 243H92V242H90ZM90 243H89V244H90ZM77 244H78V246H77ZM84 244H85V243H84ZM86 246H88L87 243H86ZM91 246H92V245H91ZM75 247H76V249H75ZM77 248H79V250H78ZM89 248H91L90 245H89V247H88V250H89ZM84 250H86V249H84ZM81 251H82V252H81ZM80 252H81V253H80ZM79 253H80V254H79ZM85 253H86V252H85ZM76 254H77L78 257H76ZM86 254H88V253H86ZM80 255H81V256H80ZM85 256H86V258H87V255H85ZM83 259H84V257H83ZM74 261H73V264H74ZM79 261H80V262H79ZM83 262H84V260H83L82 263H80V264H83ZM86 264H87V261H86ZM89 264H90V262H89Z\"/></svg>",
    "mask_w": 264,
    "mask_h": 264
}]
</instances>
